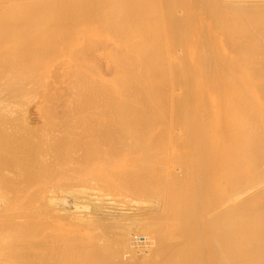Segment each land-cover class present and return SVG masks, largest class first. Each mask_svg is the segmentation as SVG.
I'll use <instances>...</instances> for the list:
<instances>
[{
	"label": "bare ground",
	"instance_id": "bare-ground-1",
	"mask_svg": "<svg viewBox=\"0 0 264 264\" xmlns=\"http://www.w3.org/2000/svg\"><path fill=\"white\" fill-rule=\"evenodd\" d=\"M30 1H31V4H34L35 7H38V9H36L38 11H35V8H34V11L38 15L40 14V17H38V16L36 17V18H38L37 21H39L40 23H41V21L43 22V19L45 20V22H43V23H46V22H47V24L51 23L50 21L52 20V18L55 14H56V17L58 15V18H60V19H56V18L55 19L59 20V22H60V20H62V22L64 21V24H66V23L68 24L69 22H66V20H70V22L72 23L71 25L73 26V29L75 30L73 33V40L75 41V43H74V41H72V39L69 40L67 38L69 41H72V42H70L71 43L70 44V43H67L68 40L67 41L65 40V42L67 44L66 50H68V49L70 50L71 45L73 44V46H75V47L73 48V46H72L73 49L72 48L71 49L74 50L75 52H77V50L79 49L77 45L81 44L80 45L81 47L80 46L79 47H80V49H82V52H83L82 55L84 56V54H85L84 51H86V53H88V51H90V47H89L90 45L88 46V45H86V43H84L85 42V38H84L85 36L84 35H86V41H88L87 43L90 44L91 42H97V46H99L98 45L99 42L107 43V42L111 41L110 43H111L112 47L108 48V46H107L108 44L105 46L108 48L109 51L107 50V48L105 49V47H104V50L108 51V56L106 55L108 57L107 58L108 61L107 60L106 61L110 63L112 68H114V71H111L113 73V76L111 75L110 72H109L110 75H108V72L106 73L107 77L112 76L111 81L109 80L110 78L109 79L107 77L106 78L111 83L113 81H115L114 82L115 84H116V81H118L117 84L119 83V81L122 82L123 85L125 83V84H127V87H123V86L121 87L120 85L122 83L121 84L119 83L120 85H118V86H117V84H116V86H115V84H113V85H111L112 87H110V89H109V93L105 92L108 95L107 98L105 97L106 95L102 96L103 98H101V100L105 98L102 106L104 105L105 107L103 106V108H101V106H100L101 109L99 108V110L106 108L107 112H105V110H102V111L108 114V118L103 119V118H105V117H103V115L105 113H103V115H99L97 117V114H98L97 112L99 110L95 112L94 109H92V108L89 109L91 106L88 108L89 110H91V113H89L90 111L89 112L86 111L87 112L86 114L89 113L90 117L92 116L91 115L92 111L94 113H96L94 115H96L95 117H97V119L100 118V116L103 117V118L101 117V119L95 120V121L92 119L93 121L92 122L90 121V125H93V122L100 121V120H101V123L103 122V125H104V123H106L105 126L107 125L106 128L108 130H110V133L108 134L109 131L104 126L103 129H105V131H103V129H102V131L104 132V134L107 135V136L105 135L106 136L105 141H106V138L108 136H110L112 132H115L117 130V128H116V130L114 128V126L117 127V125L112 124L114 121L115 122L118 121V120H116V118L118 117L117 115H120L121 113H122L121 115H123V113H124L125 115H123V116L126 117L127 112H129L133 109L135 111L136 107L138 109L140 108L139 110H141V112H139V113L145 114V113H147V111L150 112L152 110L150 105H152V107L154 105V107L156 108V111L158 113H163V115H164V113L167 112V115H168V119L164 118V121H163L164 124L163 123L160 124V128L166 124L165 126L166 127L168 126V129H167L168 131L164 127V130H166V131L164 132V131L159 129L160 130L159 132L162 131L165 134L168 132L166 137L168 138L167 142L169 143V145H171L173 143L174 146L175 145L178 146V148H177V146L175 148L179 149V147H181V149H182V150L176 149L177 151L181 152L182 154H179V152H177L178 154L172 153L173 155H175V157H177V156L179 157L180 155H182V159L178 158L180 160V161H178L176 158L177 161H175V160L172 161V159L170 158L171 156L169 158L166 157V156H168L166 153H164L166 150L163 151V153L160 152V151H162L161 149L164 150L165 147L167 146L166 145L167 144L166 138H164L165 139L164 143H161V144H165L166 146L164 145L161 148L158 145L159 146L158 150H160V151H158L159 157H156V158L160 159V157H161V159H162L165 157V158L169 159V161L171 159L170 162L175 161L176 164H178L177 167H174L177 169L176 170L171 169L172 171L171 170L168 171V169H166V167H165L167 165L166 164L163 167L165 170L164 171L163 168L161 167L163 165H161V166H159L160 164L157 165V161L154 162L155 159L153 158L152 163H155L156 165L153 168H151L152 166L151 167L149 166L151 169H149V168L147 169L148 171L153 173V174L149 173V174H151V177L149 176V179L151 181V179H153L152 177L154 175H155V178L158 179L160 177L161 173L159 172V174L156 175L155 172H157V169H155V168H156V166H158L159 168L161 167L162 168L161 171L165 172V174H166V176H165V174L163 173V176H162L163 179H164V177L166 179L169 176V178H168L169 180L166 179V181H163V182L161 181L162 184H160V182H159L160 181L159 179L161 177L158 180H156V182L158 181L159 184H158V182L157 183L153 182V180L151 182H147V184H146L145 182L147 181L148 171L146 169H144L143 166H141V167L143 168L145 173L142 171V168H140L139 165H138V167H136V165H135L134 167L137 168V170H135L132 174H129V173L132 172V170H134L135 168L131 169V170H129V169L133 166H131V167L129 166L130 167L129 169H127V167H126L127 171L123 170V167L121 168L119 166L120 169L117 172L114 170L115 167L113 170H110V169L107 170L108 167H104L105 169L102 168V171H103V169L106 170L105 171L106 174H109L111 171H115L113 178L115 179V177L117 176L116 180L118 179L117 181L119 182V184H121L123 186L122 187L121 185H119L118 186L119 189H121V188L125 189L132 182L130 187L134 186V185L136 186L137 190H134V191H136V194H139L137 196H139L140 198L143 197V199L146 196L145 200L141 201L142 200L141 199L137 202V203H139V212H140V210H147L149 213L147 215L146 214L147 211L145 212V215H147V218H145L146 219L145 221L142 219H139V218H130L127 215L128 208L127 209L123 208L122 207L123 205H121L122 203L121 204L118 203L119 202L118 199L119 198L121 199L122 197H119L118 199H117V197H116V199L114 198L116 201L118 200V202H117V204H115V203H113V204H115V206H117V207L121 206V208L120 207L114 208V209H118V210H114V209L110 210L109 208H111V206L106 207L107 210L109 209L108 212H110V213L104 212V213H106V215L107 214L109 215L107 217V219H110L113 221V223L116 222L118 224V225L117 224L114 225L118 228L115 231L116 233L112 232L113 238L110 235L111 237H109V239H111V240L113 239V242H114V238H116L115 241L117 243L115 242V244L116 245L118 244L117 247L119 249L117 247L116 248L119 250L120 254H123V255L125 254L124 256L122 255L124 257V258L122 257L123 261L118 259L119 260L118 264H264V0H30ZM30 1L27 0V2H29V3H30ZM19 2H17V4ZM27 2L25 3L26 5H27ZM0 4H2V3L0 2ZM3 4H4V6L9 5L8 3H7V5H5V3H3ZM14 4L15 3H13V6H14ZM25 4H24V6H25ZM34 5H31V6H34ZM4 6L0 5L1 8ZM22 6H23V3H22ZM28 6L30 7L29 4L27 5V8H28ZM11 7H12V5H11ZM20 7H21V5H20ZM22 8H24V7H22ZM9 9H10V7H9ZM12 9H13V7H12ZM19 9H21V8H19ZM19 9H18V11H19ZM25 9H22V10H25ZM30 9H31V7H30ZM4 10L8 11L7 8L6 9L4 8ZM26 10L28 11V9H26ZM7 11H6V13H7ZM11 11H13V10H11ZM11 11H8V13H10ZM16 12L17 11H15V13ZM13 13H14V11L12 12V14ZM30 13H29V15H30ZM37 14H34V16ZM41 14L44 15L45 18L43 17V19H42ZM16 15H17V13H16ZM16 15L15 16L13 15L14 17L13 16H9V17H12V19H10V23H11V20L13 22V20L15 19V21L13 22V25L17 29H16V31L14 30V32L18 31L17 32V34H18L19 31L21 30V29L20 30H18V29L22 28L26 22H23L22 26H19V24H21L22 20H25L27 18H25L24 15H22L20 17H24V18L19 22L18 21L19 19L16 17ZM2 17H4V16H2ZM26 17H29V16H26ZM36 18H34V19L36 20ZM39 18H41V21L39 20ZM83 18H90V19L93 18L94 20L96 19L95 20L96 24L94 23L95 22L94 20H93L94 22L93 21L92 22H93V24L96 25L97 28L99 26L98 24L101 23L100 28L95 29V27L93 25V28H94L93 29L91 26L92 24L90 25L91 28H88L89 25L86 26V28H85L84 27L85 24L82 23V25L84 24V26H82L80 23V26H82V28L80 29L78 20H79V22H81ZM31 19H32V17H31ZM90 19H89V21H90ZM27 20H29V19H27ZM8 21H9V19H8ZM37 21H33V22L35 23ZM83 21H85V23L87 22V20H85V19ZM28 22L30 23L32 21H28ZM28 22L26 24H28ZM97 22H99V23L97 24ZM14 23L17 24L19 27H16L17 25H15ZM53 23L56 26V23L55 22H53ZM60 23L57 26L58 28L60 27ZM87 23H86V25H87ZM0 24H2V22ZM61 24L63 25L62 26L63 29H66V27H64V24L63 23H61ZM28 25H26V27H25L27 30L23 27L25 29L24 31H28V28L30 27V25L29 26ZM8 26L10 27V25H8ZM34 26L36 27L35 24H34ZM40 26L42 29L43 25L40 24L39 28H40ZM47 26L48 25H45L44 27H47ZM44 27H43V29H44ZM48 27H49L48 32H50V33H45L46 35L43 33V35H45L43 37V35H41L42 30L39 29L40 31L38 30V33L33 37L37 38L36 36H38V34H39L42 36V38L44 39V41L46 43L49 42V44H50L53 41L56 42L55 45L52 46V48H50V49H53V47L56 46V48H58V49H54V50L58 51L60 49V45H61V47H63L65 45V44L64 45L62 44L63 40H64V38H63L64 35L62 36L63 32L61 31L60 28L59 29L57 28L58 29L56 31L57 33L54 35V33L52 34L51 29H55L56 27L53 28L52 25H51V27L50 26H48ZM69 27H71L70 24H69ZM83 27L85 29H83ZM1 28H3V27H1ZM31 28H32V26L29 28V31H31ZM10 29H12V27ZM10 29H8L9 30L8 32H11ZM36 29H37V27H36ZM67 29H69L68 26H67ZM45 30H48V29L45 28ZM24 31H22V33ZM63 31H65V30H63ZM69 31H71V30L69 29ZM69 31H68V33H69ZM14 32L6 34V35H8L7 36L8 39L6 38L7 41L5 40L6 42H4V44H2V46L0 44V46H1V48H0V143H1L0 145L1 146L0 147L2 148L3 146H5L4 148H6V149H4V150H6L7 153L2 149V152L4 151L3 153L6 154L5 155L2 153V155L7 156V154H8V157H9V158L7 157L9 159V164L5 168V173L3 172L1 174L3 176L0 177V179H1L0 180V264H53V261L59 260V256L56 258L54 256L57 255V251H60V250L55 251L56 252V254H55L53 252L54 250H52V248H50V247H47V245L49 244L48 246H50L51 239L55 235L54 234H52L53 236L49 235V236H51V239H45L47 236L45 237V235H44V237H45L44 239L41 238L39 240V238H38V240H37L36 238H34V234H33V231H34L33 227L34 226H32V223L34 222V221H32L34 219V217H33V215H34L33 211L34 210H32V208H33L32 207V201H33L32 197L36 196V195L35 196L33 195L34 191H31V185H32L31 184V180H32L31 176L35 175L34 173H32L33 166L35 165V163H34L35 161L34 162L32 161V156L34 155V153H32V152H35L32 150L35 148L34 145H32V143H33L32 138L34 140H36L34 137H32L33 136L32 135L33 130L35 129V127L33 125V123H34L33 117L35 115L31 114L33 109H31L32 106L28 103V101H27V103L29 105H26V107H24V109L26 108L25 113L23 112V114H21L22 112H20L21 108H23V106L25 105L23 101H25V99L29 96H31V98H29V99H32L29 102L35 101L34 102L35 103L34 104L35 110L40 108V110L42 111L41 106H42V104H45L46 101L43 103V100L41 98L44 97V99H45V95L43 96V94H42V97H41V95L35 91V87L37 89L38 86H40V85L43 86L47 81L45 80L46 82H44V84L43 83L40 84V82H42L44 80L43 79V73L40 71V73H38V75H40V76L36 77V74H37L36 72L38 69L37 68H36L37 70L34 69L36 72H34V70H33L34 67L38 66L37 65L38 61H35L36 62L35 65H37V66H34V65H33L34 67L31 66L32 64L27 59L28 54H30V53H29V51L28 52L26 51L27 47H25L24 49L22 48L23 44H22L21 39H23V38L20 35L15 34ZM32 32H37V30L36 31L32 30ZM65 33H67V31H65ZM80 33L83 34L82 39H81L82 35H80ZM6 35H5V37H6ZM21 35L23 36L24 33ZM25 35H27V34H25ZM51 36H55V37H53L52 40H50ZM68 36H70V34H68ZM27 37L31 38L30 35ZM39 37H38V40H39ZM46 38H47V40H45ZM224 40L226 41V43L224 42ZM23 41H25V39H23ZM29 41H31V40L29 39ZM25 42H27V41H25ZM41 43H43V42H41ZM46 43H44V44H46ZM27 44L29 45V42ZM27 44H26V46H28ZM68 44H69V46H68ZM82 44H83V46H82ZM42 45L41 46L39 45V46L42 47ZM95 45H96V43H95ZM95 45L91 44V47L95 46ZM103 45L101 46V44H100L101 47H103ZM84 46H85L86 50L84 49ZM87 46H88L89 50L87 49ZM33 47H34V44H33ZM49 47H51V46H49ZM101 47L99 48V50L101 49ZM30 48H31V46H30ZM30 48H28V49H30ZM37 48H38V46H37ZM93 48H95V47H93ZM110 48H112V49H110ZM45 49H47V48L45 47ZM50 49L45 51L46 53L48 51L47 55L50 53L49 52V51H51ZM96 49H95V51H96ZM102 49L100 51H102ZM42 50H43V48H42ZM63 50L65 51V49H63ZM36 51H37V49H36ZM59 51H58V53H59ZM45 52H42L41 54H43V53L45 54ZM61 52L62 53H60V54H62V56L64 53L66 54V52H64V53H63V51H61ZM92 52H89V54ZM73 53H69V55L71 56V54H73ZM33 54H31V56ZM51 54L53 55L55 53L51 52ZM51 54H49V55H51ZM89 54L87 55V57L85 54V57L92 59V58H90L92 56V54L90 55V57H88ZM79 55H81V52L79 53ZM82 55H81V57H82ZM35 56H37V55H35ZM85 57H83L82 59L85 60ZM93 57L95 58V56H93ZM39 58H40V55H39ZM75 58H76V54H75ZM31 59H32V57H31ZM37 59H38V57H37ZM77 59H78V57H77ZM33 60H35V59H33ZM76 60H75V64L78 63L77 65H79V66L82 65V64H80V62L82 60H80V62H76ZM64 61H65V59H64ZM67 61H68V58L66 59V62ZM61 62H62V60H61ZM86 62H88V59L86 60ZM58 63H59V61H58ZM63 63H65V62H62V64ZM68 64H66V65H68ZM71 64H72V61H71ZM84 66H87V65L84 64ZM69 67H71V66H69ZM90 67H91V65H90ZM106 67H109V66H106ZM74 68H76L75 65H74ZM79 68H78V70H79ZM62 69H64V68H62ZM67 69H68V67H66L65 70H67ZM68 70H70L68 72H71L72 78H70L71 76H70V74H68V72L66 74L69 75L68 76L69 79L73 80L72 82H74V84H73L74 86H77L75 84H78V83L81 84V82L85 79L83 72L82 71L80 72L81 68L79 70V73H77L78 70H75L77 72H74V73H73V71H71L72 69L69 68ZM90 71L94 72L92 70H90ZM54 73H55V71H54ZM63 73L65 74V72H63ZM86 74L87 73H85V75ZM50 75H51V73H50ZM88 76L89 75H87V77ZM104 76L105 75H99L98 77L101 78ZM68 77L67 76L64 77L65 79L67 78L66 82H68V80H69ZM93 78L97 79L96 75ZM47 79H49V78H47ZM63 79L61 81V82H63V84H62L63 87H61V90H59V91L61 93L64 92L65 95L64 94L63 95L67 97V96H69L68 94L74 90V86L72 84H70L69 82H68L69 84H67L66 82H64L65 79L64 80ZM86 79L89 80L88 78H86ZM92 79H90V80H92ZM94 79H93V81H96ZM50 81H52V79ZM93 81L91 84L94 83ZM97 82L99 84V78H98V81H96L94 84H96ZM147 82H153V85H154V83L158 84V85L160 84V86L163 89H159V88H161L160 86H159V88H158V86L156 88H158L159 91L163 90V92L160 91V93H159L158 89L157 90L154 89L158 92H156L155 96L152 95L153 97H150L152 91H150L149 89L152 90L153 87L151 88V86H150L151 84L147 85L148 84ZM37 83H39L40 85L33 87ZM106 83H108V81ZM83 84L86 85V80H85V82L83 81ZM91 84L89 82L88 86L90 87ZM102 84H104V83H102ZM164 84L167 85V87L165 86V88H164L162 86ZM45 85L43 86L44 88H46ZM100 85H98V86H100ZM106 85L110 86L109 83ZM106 85H105V87H106ZM131 85L132 86L133 85H139L140 86V87H138V88H140L139 90H141L140 95H142L144 99H139L140 98L139 97L140 92L138 94H136L138 90L135 91V89H134L135 87L133 86L134 88H132ZM46 86L48 87L49 85H46ZM101 86H103V85H101ZM146 86H148V87L150 86V88L148 89V87H146ZM30 87H33L32 88L33 92H32ZM51 87H48V88H51ZM53 87L56 88V86H53ZM77 87L79 88L78 91L80 89L84 90L83 87L82 88L79 87V84ZM54 88H53V93L57 92V90L54 92V90H55ZM85 89H87V88H85ZM94 89H96V88L91 87L90 90H92V92L93 91L95 92ZM125 89H126V91H125ZM132 89H134L133 91H135V93L132 92ZM44 90L47 91V88ZM101 90H102V88H101ZM106 90H107V88H106ZM42 91H43V89H42ZM75 91H77V90H75ZM100 91L98 90V92H95V93L93 92V93L94 94L97 93V95H100L101 93L98 94ZM30 92H32V93H30ZM66 93H68V94L66 95ZM72 93L73 92H71L70 94H72ZM83 93H84V95H83ZM83 93H82L83 97L80 96L81 94L77 95V96H80L82 98V100H84L83 98L86 95L85 92H83ZM105 93L103 91V95ZM132 93L135 94L136 99L138 97L139 102L135 98L130 97V96H132L131 95ZM57 94H59V93H57ZM76 94H77V92H76ZM154 94H155V91H154ZM50 95H52V94L50 93ZM60 95H59V97H60ZM95 96L96 95H94V97ZM89 97H87V99ZM154 97L157 99H155ZM49 98H46V99H49ZM85 98H86V96H85ZM151 98H154L155 100L154 101H153V99L150 100ZM53 99L54 98H52L51 100H53ZM69 99L67 98V101ZM76 99H77V97L75 98V100ZM91 99H92V97H91ZM98 99H99V97H97V100ZM59 100H56L55 102L49 101V104L51 102V104H54V105H51V104L50 105L55 106V104ZM70 100H69V102H70ZM78 100H81V99H78ZM62 101H63V98L60 102H62ZM88 101H89V99L87 100V102ZM98 101H99V104L101 105L102 102H100V100H98ZM98 101H97V103H98ZM80 102H82V101H80ZM87 102H86V104L88 105ZM152 102H154V103H152ZM73 103H75V105H76V102L73 101ZM90 103L94 104L95 101H94V103L93 102H90ZM97 103H95V104L97 105ZM22 104H24V105L22 106ZM56 105L57 106H55V107H58V104H56ZM61 105H62V103H61ZM67 105H69V103ZM94 105H92V106L94 107ZM51 106H49L50 109H51ZM62 106L65 107V105H62ZM82 106L84 107V104H82ZM98 106L94 107V108H96V110H97ZM66 107L70 108L71 106L70 107L66 106ZM76 107H77V105L74 107V109ZM50 109H48V110L50 111ZM59 109L60 108L58 107V110ZM74 109H72V110L74 111ZM81 109H84V108H81ZM45 110L46 109L44 107L43 111H45ZM61 111L62 110L60 109L59 113H61V115L59 113L58 114L60 117L64 118V113H65V115L68 114L65 112L67 110L65 109V111H64V109H63L64 113ZM156 111L154 110V112H156ZM54 112L56 113L57 111H53L52 116H53ZM81 112H82V110H81ZM55 113H54V115H56ZM62 113H63V115H62ZM75 113L78 114V112H75ZM84 113H85V111L83 113H79V114L80 115L82 114L81 116H83ZM150 113H153V112H150ZM158 113H155V114H157V116H159ZM24 114H25V116H23ZM100 114H102V113H100ZM130 114H131V112L128 115L131 116ZM133 114H135V113H133ZM32 115H33V117H32ZM50 115H51V113H50ZM94 115L92 118H95ZM140 115H142V114H140ZM46 116H47V113H46ZM115 116H116V118H115ZM145 116H147V114ZM69 117H70V115H69ZM90 117L88 120H90ZM65 118H67V116H65ZM65 118L62 119V121L65 120ZM86 118H88V116ZM136 118H137V116H136ZM155 118H156V116H155ZM39 119L37 118V121ZM50 119H52V118H50ZM59 119H58V121H59ZM119 119H121V118H119ZM129 119L130 118H128V120ZM42 120H40V121L43 124L44 122ZM72 120L75 124V121L76 120L78 121L79 119H76L75 121H74V119H72ZM72 120H70V121L72 122ZM80 120H81V118H80ZM126 120H127V118H126ZM138 120L142 121L140 118ZM82 121H83V119H82ZM85 121H84V125H85ZM55 122H54L55 126L63 125L61 122H59V123L57 122L58 124H56ZM79 122H81V121H79ZM121 122H124L126 124L127 121L122 120ZM128 122H127V124H128ZM146 122H149V121H146ZM155 122H157V121H155ZM159 122L160 121H158V124H159ZM67 123H69V122H67ZM76 123L78 124V122H76ZM98 123H100V122H98ZM50 124L48 123V125H50ZM131 124L132 123H130V125ZM138 124L140 125L141 123H138ZM154 124H156V123H154ZM44 125H46V124L44 123ZM48 125H47V127H48ZM65 125H67V124H65ZM112 125H113V127H112ZM119 125H120V120H119ZM128 125H127V127H128ZM135 125H137V124H135ZM40 126L42 127L41 124L39 125V127ZM74 126L71 125L70 128L67 127V129L70 130L72 127L76 130V128ZM80 126H82V124H80ZM151 126H153V125H151ZM63 127L61 126L60 128H63ZM78 127H79V125H78ZM85 127H86V125H85ZM94 127H95V125H94ZM96 127L99 128L100 126H96ZM130 127H132V126H130ZM82 128H84V127H82ZM82 128H80L79 131H77L78 130V128H77L76 133L79 132V135H82L80 133V131H81L84 134ZM112 128H114L115 131L112 130V132H111ZM121 128H123V127L120 126V130H118V131H120L122 133L123 131L121 130ZM133 128H134V125H133ZM144 128H145V126H144ZM154 128H152V129H154ZM158 128H159V126H158ZM38 129H41V128H38ZM52 129H53V126H52ZM55 129L57 130L58 128H55ZM74 129H71V130L75 131ZM87 129L88 128L84 129L85 132L87 131ZM137 129H138V127H137ZM137 129H135V130H137ZM139 129H140V127H139ZM161 129H163V127ZM93 130L96 131L95 129H93ZM99 130H100V128H99ZM131 130H133V129H130L129 132H131ZM147 130H149V129H147ZM61 131H63V130H61ZM64 131H67V130L64 129ZM91 131L92 130H90L89 133H91ZM156 131H158V130H156ZM156 131L154 133L158 134ZM176 131H177V134H176ZM58 132H59V130H58ZM58 132H57L58 136H61L60 134L63 133V132H61V133L59 132V134H58ZM120 132H117V133L120 134ZM139 132H140V130H139ZM162 132H161V135L162 134L164 135V133H162ZM36 133L38 134L37 128H36V130H34L33 134H36ZM50 133H53V132L51 131ZM54 133H56V132H54ZM95 133L92 132V135ZM144 133H146L145 135H147V136L149 135L148 140L152 138L151 137L152 135L150 136V134H149V133H151V131L147 133V131L143 130L142 134H144ZM154 133H152V134H154ZM65 134H66V136H68L67 133H65ZM97 134H98V132H97ZM88 135L89 134H85V136L82 135V137L83 136L86 137ZM96 135H94V136H96ZM112 135L114 137V133ZM120 135H122V134H120ZM123 135H125V134H123ZM123 135H122V138H123ZM163 135L161 137V142H163L162 139L165 136V135L164 136ZM51 136H52V134H51ZM63 136H65V135H63ZM71 136L73 137V140H74L75 136L73 133ZM115 136L117 137V135H115ZM131 136H135V135L132 134ZM137 136H138V134H137ZM88 137H90V135ZM113 137H111V139ZM125 137H124V139H125ZM140 137H142V136H140ZM55 138H58V137H56V135H55L54 141H55ZM60 138H62V136ZM98 138L100 140H98L96 138L92 139L91 137L88 139H90V140L96 139L94 142H96L98 140V141H101V143H104V144L106 143L105 141L104 142L102 141L103 137L100 138V135ZM130 138L131 137H129L128 140ZM132 138H134V137H132ZM132 138L130 139V141L132 140ZM50 139H52V137ZM50 139H48V140L51 141ZM71 139L69 140L70 142H71ZM79 139H82V138H79ZM83 139L80 142L81 145H84V143L82 144V142H84ZM124 139H123V141H124ZM137 139H139V138L137 137L135 139L136 141L134 140L136 143H137ZM143 139L145 141L147 138L146 139L143 138ZM143 139H141V140H143ZM156 139L152 141L153 144H154V142L156 143L158 141V140L156 141ZM58 140H59V138H58ZM119 140H120V138H119ZM128 140L127 141L125 140V142H129ZM76 141L78 142V140H76ZM107 141H109V140H107ZM116 141H117V139H116ZM116 141L114 140V142L116 144L114 142H111V144H110L109 143L110 141H109L108 143L110 144V147H112L113 143L117 146ZM134 141H133V144L135 145ZM139 141H138V143H139ZM144 141H142V142H144ZM150 141L151 140H149V142H148L149 145H151ZM63 142L65 144L66 139ZM63 142H62V144H63ZM142 142L140 143L142 146L147 143V141H145L144 144H142ZM52 143H54V142H52ZM80 143L78 142V144H80ZM90 143L92 144L93 142H90ZM118 143H119V141H118ZM55 144H57V142H55ZM58 144H59V141H58ZM73 144L74 143H72V145ZM109 144H107V145H109ZM96 145H98V144H96ZM96 145L94 144L95 147L94 146H93L94 148L92 147L93 150L95 148L98 149V147H96ZM101 145L99 143V147H101ZM127 145L130 147V145L128 143H127ZM149 145H148V147L151 149V147ZM155 145H157V144H155ZM55 146L57 149L59 147H60V149H62V147H63V146L61 147L60 144H59V146L58 145H55ZM68 146H70V145H68ZM75 146H80V145L75 144ZM86 146L87 145H84L85 148H86ZM105 146H106V144H105ZM120 146H122V145L120 144L119 147ZM50 147L53 148L54 146H50ZM72 147H74V146H72ZM88 147L91 150V147L90 146H88ZM102 147H104V146H102ZM106 147L108 148V146H106ZM117 147H115V146L113 147V149L111 150V154H113L112 152H114V150L115 151L119 150ZM122 147H124V146H122ZM132 147L135 148L134 146H132ZM132 147H131V149H132ZM148 147L146 149H148ZM152 147H154V146H152ZM65 148H63V149H65ZM116 148L118 150H116ZM124 148H122L123 151H125ZM140 148H141V146H140ZM78 149H79V147L75 148V150H78ZM80 149H81V146H80ZM126 149H127L126 152L129 151L128 147ZM36 150H37V148H36ZM46 150H48V149H46ZM72 150H70V151H72ZM75 150H74V153H76ZM82 150H84L83 147H82ZM82 150H79L77 152H81ZM90 150H89V152H90ZM93 150H91L92 154H95L96 150L94 152H93ZM101 150L104 152V151H106V148H105V150H104V148H101ZM108 150H107V153L110 152V150H109V152H108ZM122 150H121V152L118 153L119 155L123 156L124 153L127 154L126 152H123ZM136 150H135V152H133V154L134 153L136 154ZM140 150L141 149H139V151ZM148 150H147V152H149ZM152 150L154 152V149H151V151H150L151 153H153ZM54 151L57 152V150H54ZM63 151H65V150H63ZM85 151H86V149L83 152L84 154H81V153L80 154L77 153V154L80 155V157H81L82 155H85ZM132 151H134V150H132ZM155 151L157 152V150H155ZM147 152L146 153L143 152V155L144 154L147 155ZM166 152L168 153V149ZM0 153H1V150H0ZM41 153H40V156H42ZM45 153L47 154V152H45ZM62 153H64V152H62ZM67 153H68V151H67ZM74 153H72V154L74 155ZM107 153H105V156L108 155ZM174 153H176V152H174ZM35 154H37V153H35ZM46 154H45V156L44 155L43 156L46 157L47 156ZM56 154L57 155L53 154V155H55V157L52 156L53 161L56 160L55 159L56 156H59V152H57ZM72 154L70 153V156ZM77 154H75V155H77ZM92 154H90V155H92ZM129 154H131L130 151H129ZM155 154H157V153H155ZM161 154L164 157L160 156ZM48 155H51V154L48 153ZM146 155H144V156H146ZM173 155H172V158H173ZM93 156L95 157V155H93ZM103 156L104 155H101V159L105 157V156L104 157ZM109 156H107V157H109ZM116 156H117V154H116ZM122 156H121V158H122ZM129 156H131V155H129ZM132 156H133L132 160H137L140 158V157L137 158L138 157L137 155H136L137 157H135V158H134V155H132ZM139 156H142V155H139ZM33 157H35V155ZM38 157H37V159H38ZM65 157H67V156H65ZM75 157L76 156H74V158ZM88 157H89V155H88ZM112 157H113V155L111 156V159L114 160ZM127 157H123V158H127ZM152 157H155V155ZM69 158H71V157H69ZM74 158H71L73 162L70 160V163L72 162L73 164H75V161L73 160ZM91 158H93V157H91ZM97 158H95V160ZM99 158H100V155H99ZM114 158H115L114 161H116L117 157H114ZM165 158L163 160L168 162V160H166ZM49 159H50V157H49ZM52 159H51V162H52L51 166L55 169V166L58 167V163H59V167H58V169L57 168L56 169L57 170L61 169V171L63 170L62 169L63 166L61 167L60 164H62L64 161V163L62 165H64V167H66V165L69 163V161H67V160L66 161L68 163L66 162V164H65V160L61 161V163H60V161L56 160L58 163H56V162L53 163ZM61 159H63V158H61ZM66 159H68V158H66ZM87 159L88 158H85L86 161H87ZM98 159L96 162L99 161L98 164L99 163L103 164L104 160H100V159L98 160ZM105 159L107 161L108 158L105 157ZM111 159L110 158L108 159L109 163L111 162L110 161ZM130 159L128 158V160H130ZM151 159H149L148 162H150ZM58 160H60V159L58 158ZM78 160L79 161L82 160V164H83V162H84L83 158H79L76 161H78ZM132 160H131V162H132ZM139 160L135 161L134 164H136V162H138ZM1 161L5 162V160H3V159H1ZM1 161H0V164H1L0 169L3 168V166H4L3 165L4 163L3 162L1 163ZM79 161L76 163L80 164L81 161H80V163H79ZM106 161H104V164H103L105 166H107V164H105ZM114 161H112V162H114ZM92 162H91L92 164H90L91 166L95 163L94 161H92ZM112 162H111V164H112ZM124 162H125V159H124ZM126 162H128L127 159H126ZM141 162H144L143 159H142V161H140V164H142V165L147 164L148 165V163H146V162L144 164ZM162 162H160V163L161 164L166 163V162L165 163H162ZM5 163L7 164L8 160ZM43 163H45V162H43ZM55 163L57 165L54 166L53 164H55ZM70 163L68 164L67 167H69ZM72 163H71L69 169L73 166ZM152 163H150V164H152ZM6 164H5V166H6ZM77 164H76V166H77ZM124 164H123V166H124ZM138 164H139V162H138ZM47 165L49 166L50 164H48V162H47V164L45 165V168H48ZM96 165L97 164H95V166L93 165V168L94 167L96 168ZM110 165H109V167H110ZM127 165H128V163L126 164V166ZM76 166H75V168H78ZM81 166H79V167H81ZM89 166L88 167L86 166V167L89 168ZM117 167L118 166H116V168ZM75 168L74 169L71 168L70 171H74V173H78L79 175L84 174L82 172H84L85 170H81L79 173L80 168L78 171L76 170V172H75ZM82 168H84V166H82ZM91 168H89V170L87 169L88 172L90 171ZM64 169H66V168H64ZM1 171H4V170L2 169ZM42 171H45V170L43 169ZM56 171H54V172L56 173ZM59 171H57V173H56L57 175L59 173H61ZM107 171H110V172L107 173ZM128 171H130V172H128ZM65 172L67 173V171H65ZM126 172H127V174H126ZM45 173L47 174L46 171H45ZM50 173H51V171H50ZM50 173L48 172L47 175H49ZM63 173L64 172H62L61 174L63 175ZM66 173H64V175H66ZM68 173H70V172H68ZM111 173H110V175L113 176V172H111ZM86 174H87V176H86ZM86 174H84V175L88 178V173H86ZM99 174H101V173H99ZM104 174L105 173L101 174L102 175L101 177H100V175H98V176L102 180L104 177V180L107 182V184H109L112 180L111 181L109 180L110 182L108 183V180H106L107 177H105L106 174L105 175ZM67 175H70V174H67ZM44 176H46V175H44ZM70 176H69V178L74 176V174H72L71 177ZM91 176L93 177V179H91V177H90L89 180L90 179L95 180V178H96L95 173H93ZM112 176H110V177L112 178ZM144 176L146 178H143ZM72 178H74V177H72ZM33 179H34V177H33ZM142 179H146V180L143 181ZM77 180H74L75 182H73V180L69 181V182L70 183L72 182L71 184L75 185V183H77L76 182ZM80 180L81 179L78 180L79 183L82 182V180L81 181ZM130 180H131V182H130ZM87 181H88V179H87ZM96 181H97V179H96ZM105 181L103 183H105ZM142 181H143V183H142ZM56 183H58V182L56 181ZM60 183H62V182H60ZM98 183H100V182H98ZM98 183H96V184H98ZM114 183H115V180H114ZM65 184H67L68 186L70 185L67 182ZM88 184H90V183H88ZM107 184H105V185H107ZM110 184H111L110 186L114 190L117 189V187L115 185H113L112 183H110ZM102 185L103 184H101L100 186H102ZM60 186H61L60 187L61 189H59V190H62L63 189L62 185L60 184ZM68 186H67V189H68ZM88 187H89V185H88ZM111 187H109V188L111 189ZM130 187H128L129 188L128 190H131ZM134 187H132V189ZM57 188H59V187L57 186ZM97 188H99V184H98ZM103 188H104V186H103ZM103 188H102V190H103ZM39 189L41 190L42 188H39ZM63 190H65V189H63ZM76 190H75V192H78V190H80L79 192H83V191H81L82 189H79V188ZM105 190L106 189H104L102 193H105L104 192ZM35 191H37V190L35 189ZM50 191L51 190H49V193H50ZM65 191H66V193L71 192V190L70 191L65 190ZM95 191H96V188H95ZM97 191H99V190H97ZM119 191H121V190H119ZM52 192L53 191H51V194H52ZM59 192H58V194H59ZM72 192L74 193V191H72ZM84 192H85V190H84ZM109 192H107V193H109ZM112 192H113V190H112ZM116 192H117V190H116ZM44 194H46V193H44ZM114 194H116V193H114ZM31 195H32V197H31ZM37 195H39V194H37ZM79 195L81 196V193L78 194V196ZM133 195L136 196L135 193ZM143 195H145V196H143ZM59 196H60V194H59ZM37 197L38 196H36V198ZM58 197L56 200L59 199ZM90 197H88L87 199L90 200ZM99 197H101V199H102V196H99ZM105 197L107 198V196H104L103 199ZM49 198H51V197H49ZM81 198L84 199L85 196H81ZM33 199H35V198H33ZM45 199L46 198L44 197V199H42V200L45 201ZM61 199H62V197H61ZM76 199H78V198H76ZM93 199H91V200H93ZM50 200L52 201V202L50 201V203L56 207L58 204L57 201L54 198H51ZM81 200H79V201H81ZM122 200H124V199H122ZM134 200H136V199H134ZM43 201L41 203H43ZM79 201L73 200L70 202L71 207H72L71 209L74 210L77 217L83 216L85 210H87V212H88L89 208L91 210L92 207L94 209L96 207V205L94 206L95 203L92 204V202H82V201L79 202ZM100 201H103V200H100ZM104 201H105V199H104ZM124 201H121V202L124 203ZM129 201H130V198H129ZM101 204H103V203L101 202ZM104 204H105V202H104ZM44 205L46 206V204H44ZM41 206L36 207V205H35L36 209H38ZM53 206H51V207H53ZM97 206L99 207L100 205L98 204ZM127 206H129V205H127ZM51 207H50V209H51ZM104 207L105 206H103V208ZM47 209H48V207H47ZM59 210H60V208H59ZM72 210H71V212H72ZM42 211H45V210H42ZM149 211L154 216L156 215V217H153L152 214L150 217H148L150 215ZM48 212H45V213H48ZM62 212H64V210H62ZM153 212L154 213L156 212V213L154 214ZM69 213H70V210H69ZM91 213H94V212H91ZM38 214H40V213L38 212ZM99 214H101V213H99ZM106 215H104V216L106 217ZM72 217L75 218V215ZM77 217L75 218L76 220L79 219V217L78 218ZM65 219H66V217H65ZM91 219H93V218H91ZM104 220H106V219H104ZM45 221H47V220L45 219ZM87 221H89L88 218H87ZM102 221H103V219H102ZM66 222H64V223H66ZM77 222H78V220H77ZM38 223L35 220L34 224H38ZM102 223H104V222H101V224ZM113 223L108 222V224H113ZM46 224H44V225L47 226ZM78 225H79V223H78ZM97 225L98 224L96 223V226ZM99 225H100V223H99ZM37 226H39V225H37ZM80 226H81V224H80ZM108 226H110V225H108ZM97 227L99 228V226H97ZM88 228H89V226H88ZM39 229L42 230V228H39ZM103 229H105V228H103ZM53 230H54V228H53ZM36 231L37 230H35L34 232H36ZM71 231H69V233ZM102 231H104V230H102ZM59 232H58V234H60ZM63 232H61V233H63ZM105 232H106V236L108 237L109 233L107 231H105ZM102 233L105 234L104 232H102ZM44 234H46V232ZM55 234L57 235L56 232H55ZM65 234H63V235L65 236ZM93 234H96V233L94 232ZM93 234L91 233V236ZM114 234H116V236ZM97 235H100V234H97ZM35 236H36V233H35ZM76 236H78V234ZM76 236H74V238L78 239L82 236V234L81 235L79 234L80 237H76ZM102 236L103 235H101V237ZM83 237H81L80 240ZM92 237H95V235H93ZM47 238H49V237H47ZM56 238H53V239H56ZM74 238L72 237V239H70V240L72 241V240H74ZM77 239L75 242L73 241L75 245L73 243L71 244L74 246L72 248L73 250L75 248L77 252L78 251L80 252L81 247L83 245H85L86 243H88L87 244L88 247L87 246H85V247L83 246L84 248L82 247L81 252L83 253L82 254L83 257L80 258V256H82V255L81 254L78 255L79 253H76V251L74 254L71 253L73 251L70 247L71 245H69L71 251L70 252L68 250L67 251L69 253H71L73 255V257L68 259V264H69V260H71V259H72L71 261L74 262L72 264H103L101 262L102 259H101V261H99L100 259L98 260L96 258V255L97 256L99 255L98 254L99 251H97L98 252L97 254L95 253L96 255L93 254V252H92V251L95 252L97 247H99L97 244H96V246H94L95 240H94V242H90V246H91V243H94V245L92 244L93 247L91 246L92 248L95 249L94 250V249L89 247V242H86L85 244H82V246H81L82 241H80L79 239L77 240ZM96 239L99 240V237H97ZM61 240H63V239H61ZM65 240H67V237H65L64 241ZM70 240H68V241H70ZM57 241H59V240H57ZM77 241L80 242V244H79L80 246L78 245V243H76ZM84 241L82 243H84ZM86 241H87V239H86ZM104 241H107V239ZM60 242L62 243V241H60ZM109 242L108 243L103 242V243L108 245ZM52 243H54V242L52 241ZM63 243H65V242H63ZM67 244H69V243H67ZM112 244H114V243H112ZM51 246H52V244H51ZM55 246H56V244H55ZM55 246H54V248H55ZM59 247L60 246L58 244V248ZM76 247L80 248V250L79 249L77 250ZM88 248H90L92 253L88 252L89 251ZM50 249H51V252L53 253V256L51 255L52 257L49 256V253H48L50 251ZM64 249H69V248L67 247ZM61 250L63 252V249H61ZM97 250H99V249H97ZM100 251H101V249H100ZM121 251H122V253H121ZM51 252H50V254H52ZM68 252H66V253H68ZM84 252H86L85 253L86 255H84ZM109 252L111 253V251H109ZM112 252H114V251L112 250ZM102 253L103 252L101 251L99 256H101ZM58 254L60 255V252ZM107 254H109L108 251H107ZM107 254H106V256L104 255L101 258L107 257ZM63 255L64 254L62 253V256ZM67 255L68 254H66V256ZM111 255L114 256L113 254H111ZM66 256H65V258H67L69 255L67 257ZM112 256L110 258H112ZM114 257L118 258L119 256H117V257L114 256ZM54 258L58 259V260H54ZM110 258L108 260H110ZM113 258H112V261H113ZM103 261H104V259H103ZM65 262H67V261L64 260V263ZM105 262H104V264H105ZM113 262H115V261H113ZM64 263H61V264H64ZM59 264H60V261H59ZM116 264H117V262H116Z\"/></svg>",
	"mask_w": 264,
	"mask_h": 264
},
{
	"label": "rangeland",
	"instance_id": "rangeland-1",
	"mask_svg": "<svg viewBox=\"0 0 264 264\" xmlns=\"http://www.w3.org/2000/svg\"><path fill=\"white\" fill-rule=\"evenodd\" d=\"M3 1H4V2H3ZM19 1H20V2H19ZM29 1H30V0H29ZM0 2H1L2 4L5 3V5H7V3L9 4V5H7V6H4V4H3V5L0 4L1 6H4V7H2V8L0 7V11H1V12H0V23L2 22V24H0V42H1L0 44H1V46H2V44H4V42H6L7 39H8V38H7L8 35H6V34L11 33V32H14V30L16 31V29H17V28H15V26L13 25V22L15 21V19L13 18V19H14L13 22H12V20H11V23H12V24H11V23H10V19H12V17H9V16H13V15L15 16L16 13H17L16 17L19 19V20L17 19L19 22H20L24 17L27 18V19H29V20H27V19L22 20V21H21V24H19V26H22V25H23V24H22L23 22H26V23H27L28 21H32V22H30V23L28 22V24L30 25V27L32 26L31 31H29V28H30V27L28 28V31H24V30L26 29V28H25L26 25H28V24L25 23V25L23 26L25 29H24L23 27H22V28H19L18 30L21 29V30L19 31V33L17 34L18 31H17V32H14V33L17 34V35H20L23 39H25V41H27V42H25V41H23V39H21V40H22V44H23V45H22V44H21V45H22V48H23V49H24L25 47H27V48H26V49H27L26 51H27V52L29 51V53H30V54H28V57H29V58L27 57V59H28V61H30V63L32 64L31 66H33V65H34V66H37V65H38L37 67H34V66H33V67H34L33 70L36 69V68L38 69V70L36 69L37 72L34 70V72L37 73V74H36V77H39V76H40V75H38V73H40V71L43 73V79H44V80H43L42 82H40V84H41V83L44 84V82L47 81L45 84H46V85H49L48 87H51V86H52L51 88H48V87L44 84L45 87L47 88V91L44 90V89H46V88L43 87L44 85L42 86V85H40L39 83H37L36 85L33 86V87H35V86L40 85V86L37 87V89H36V87H35V91L38 92V93L41 95V97H42V94H43V96L45 95V99H44V97L41 98V99L43 100V103L46 101L45 104H46V103H47V104H46V105H45V104H42V106H41V107H42V111L40 110V108H38V109L35 110V108H34V107H35V105H34V104H35V103H34L35 101H34V102H33V101L29 102L30 100H32V99H29V98H31V96L27 97L28 99L26 98L25 101H23L25 105L22 104V106H23V105H24V106H23V108H21V110H20V112H22L21 114H23V112L25 113V109H26V108L24 109V107H26V105H29V104H30V105L32 106L31 109H33V110H32V113H31V114L35 115L34 117H33V115H32V117H33V119H34V123H33V125H34V127H35L34 130H36V128H37V132H38V134H37V133H36V134H33V133H34V130H33V133H32V135H33L32 137H34L36 140H34V139L32 138V141H33L32 145H34V147H35L34 149H32L33 151H35V152H32V153H34V155H35V157H33L34 155L32 156V161H33V162L35 161V162H34L35 165L33 166V171H32V173H34L35 175H32V176H31V177H32V180H31V184H32V185H31V191H34V193L32 192L33 195H34V196L36 195V196H38V197H37V198H36V196H35V197H32V195H31V197H32V200H33V201H32V207H33L32 210L35 211V212L33 211V214H34L33 217H34V219H33L32 221L35 222V220H36L37 223H38L39 221H40L41 223H40V222H39L40 224H39V223H38V224H34V222L32 223V226H34V227H33V230H34V231L37 230L36 232L33 231L34 238H36L37 240H38V238H39V240H40L41 238L44 239V238L47 236V237H49V238L46 237L45 239H51V236H49V235H52V234L55 235V236L52 235L53 238H56V237H57L56 239H53V238H52L53 240L51 239L50 246H48L49 244L47 245V247H50V248H52V250H54L53 252H54L55 254H56L55 251L60 250V251H57V255L54 256L55 258L59 256V260L54 258V260H58V261H53V264H59V261H60V264H61V263H64V260L67 261V262H65V263L68 264V259H70V258L73 257V255H72L71 253L74 254L75 251H76L75 248H74V250L72 249L74 246L71 245V244H72V243L74 244V242L76 241L77 238L75 239L74 236H76L77 234H78V236H76V237H80L79 234H80V235L82 234L81 237H83V236L85 237V238L83 237L81 240H80L81 237L78 238V239H79L80 241H82V242L85 240L84 243L81 242V246H82V244H85L86 242H89V247H90V248L93 247L92 244L94 245V243H95L94 246H96V244L99 246V247H97V249H99V250L96 249L95 252H94V251H92V252H93V254H95V253L97 254V253H98L97 251H99V253H98L99 255H100L101 251L103 252L101 256H99V255L97 256V255L95 254V255H96V258H97L98 260L100 259L99 261H101V259H102L101 262H102L103 264H104L105 261H106L105 264H106V263H107V264H113V263L116 264V262H117V264H118V263H119V262H118L119 260L123 261V260H122V257H123L125 254H124V255H123V254H120V252H119V250H118L119 248L117 247L118 244H117V245L115 244V242H116V241H115L116 238H114V242H113V239H112V240L109 239V237H111V236H112V238H113V233H114V232L117 230V228H118V227H116V226H114V225L117 224V223H116V222L113 223L112 220L107 219V217H108L109 215H108V214L106 215V213H104V212H108L109 209L112 210V209H114V208H118V207L121 208V206H118V207L115 206V204H117V202H118V200H119L118 203H120V204L122 203L121 205H123V206H122L123 208H126V209L128 208V211H127L126 209H125V210L127 211V215H128L130 218H139V219H142V220L145 221V220H146L145 218H147V215H148L149 213H148L147 210H140V212H139V203H137V202H138L139 200H141V199H142L141 201L145 200L146 196L143 195V196H145L144 199H143V197L140 198L139 196H137V195H139V194H136V191H134V190H137L136 186L133 184L135 187H134V186H131V187H130V185H131V183H132L131 180H130L131 183H130L129 186H128V187L131 188V190H128V189H129L128 187L125 188L127 191H126L125 189H123V188L119 189L118 186L121 185V184H119V182L117 181L118 179L116 180L117 176L115 177V179L113 178V177H114V173H115V171L117 172V171L120 169L119 166H120L121 168L123 167V170H126V167H127V169H129L131 166H133V167H131L129 170L134 169V168H135V167H134L135 165H136V167H138V165H139L140 168H142L141 166H143V168L146 169V170H147L148 168L151 169V168L155 167V165H156L155 163H152V162H153V158L155 159L154 162L157 161V165H159V164H160L159 166L163 165V166H161L162 168L167 164L165 167H166V169H168V171L171 170V169H175V170L177 169V168H174V167H177V166H178V164H176L175 161H177V160L180 161L178 158L182 159V155H180L179 157L176 155L177 157H175V155H173V154H178L177 152H179V151H177V150L181 149V147H179V149H177V148H178L177 145L174 146L173 143H172L171 145H169V143L167 142L168 138H167L166 136H167V133H168V132H167L166 134L164 133V132L168 129V126H167V127L165 126L166 124L163 125V126L161 125V126L163 127V129H161L162 127L160 128V124L163 123L164 118H167V119H168L167 112L164 113V115H163V113H158V112L156 111V108L154 107V105H153V107H152V105H150L151 108H152V110H151L150 112H153V113H150V112H148V111H147V113H145V114H144V113H139V112H141V110H139L140 108L138 109L137 107H136V110H135V111H134V109H133V110L127 112L126 117L123 116V115H125L124 113H123V115H121V114H122V113H121L120 115H117V116H118L117 118H116V116H115L116 120H118V121H117V122L114 121L115 123H114V122L112 123L113 125H115V124L117 125V127L114 126L115 130H116V128H117V130L115 131L114 128H112V129H111V132H112V130L115 131V132H112L111 135L107 137L108 139L106 138V141H105V137H106L107 135L104 134L103 131H105V129H103V127L105 126L106 123H104V125H103V122L101 123V120H100V121L93 122V125H90V121L92 122L93 120L95 121V120H99V119H101L102 116H100V118H98V119H97V117H98L99 115H103V113L107 112V111H106V108H105V109H102V110H105V112H103L102 110H99L100 106H101V108H103V106H104V105L102 106V104H103L105 98L102 99L103 101L101 100V98H103L102 96H105V95H106L105 97L107 98L108 95H107L105 92L109 93V89H110V87H112L111 85L115 84V83H114L115 81H113L112 83L110 82V81H111V78H112V76H113V73H112L111 71H114V68H112V66L110 65V63L107 62V61H108V60H107V58H108L107 56H108V51H109L108 48H109V47H112V46H111V43H110L111 41H109V42H107V43H103V42H99V41H98V42L101 44V46L104 44L103 47H101L100 44L98 43V45L101 47V49L103 48L102 51H100L101 49L99 50L100 47L97 46V42H91L90 44L87 43L88 41H86V35H84V36H85V37H84V38H85V42H84V43H86V45H88V46L90 45V46H89V47H90V51H88L89 48H88V46H87V49H88L87 51H88V53H86V51H84V52H85L86 57H87V55L89 54V52H92V51H93L92 53L89 54L88 57H90V55L92 54V56H91L90 58H92L94 61H93L92 59L86 58V57H85V54H84V56L82 55L83 52H82V49H80V47H81V46H80L81 44H80V45H77V46H78V48H79L78 50L81 52V55H82V57H81V55H79L80 52H79L78 50H77L78 53L75 52L74 50H72V49L75 47V46H73V44L71 45V48H72V46H73L72 49L70 48V50H69V49L66 50V48H67V44H66L65 40L67 41L68 39H69V40L72 39V41H74V40H73V33H74L75 30L73 29V26L71 25L72 23L70 22V20H66V22H69L68 24H67L66 22H65L66 24H64V21L62 22V20H60V22L64 24V27H66V29H67V26H68V28H69L71 31H69V29H67V30H66V29H63V27H62L63 25L59 22V20H56V19H60V18H58V15H57V17H56V14H55V15L53 16V18H52V20H53V19H54V20H53V21L51 20V21H50L51 23L48 22L49 24H47V22H46V23H43V22H45V20L43 19L44 15H42V14H41V17H42V19H43V22L41 21V18H39V20L41 21V23H40L39 21H37L38 18H36V17H37V16L40 17V14L38 15V14L35 12V11H38V10H36V9H38V7H35L34 4H31V1H30V3H29V2H27V0H0ZM17 2H19V3H18L19 5L17 4ZM21 2L23 3V6H22V3H21ZM26 2H27V5H28V4L30 5L31 9H30L29 6H28V8H27V5L25 4ZM13 3H15L14 6H13ZM32 3H33V2H32ZM24 4H25V6H24ZM11 5H12L13 9H12ZM20 5H21V7H20ZM31 5H34V6H31ZM9 7H10V9H9ZM22 7H24V8H22ZM4 8H5V9L7 8L8 11L13 10L14 13L12 14L13 11H11V12H10V13L12 14V15H11L10 13H8L7 10H4ZM19 8H21V9H19ZM25 8L28 9V11H27ZM32 8H33V9H32ZM34 8H35V11H34ZM16 9H17V10H16ZM18 9H19V11H18ZM22 9H25V10H22ZM21 10H22V11H21ZM30 10H31V11H30ZM32 10H33L34 12H33ZM2 11H3V12H2ZM6 11H7V13H6ZM15 11H17V12L15 13ZM29 11H30L31 13H30ZM18 12H19V13H18ZM26 12H27V13H26ZM32 12H33V13H32ZM29 13H30V15H29ZM19 14H20V15H19ZM34 14H37V15L34 16ZM1 15L4 16V17H2ZM18 15H19V16H18ZM22 15H24V17H20V16H22ZM14 16H13V17H14ZM26 16H29L30 18H29V17H26ZM6 17H7V18H6ZM19 17H20V18H19ZM31 17H32V19H31ZM4 18H5L6 20H5ZM34 18H36V20H35ZM44 18H45V17H44ZM55 18H56V19H55ZM8 19H9V21H8ZM84 19L87 20V22H88V23L86 22L87 25H86L85 21H83ZM89 19H90V18H83L82 21L80 20L81 22H79V20H78L79 28L81 29L82 26H84V24H85V26H84L85 28H86V26H88V25H89L88 28H91V26H92V28H93V25H94L95 29L100 28V26H101L100 24H101V23L98 24L99 22H97V24L99 25V26L97 25V26H98V28H97L96 25H95V24H96V21H95L96 19L94 20V19L92 18V19H90V21H89ZM72 20H73V19H72ZM72 20H71V21H72ZM93 20H94L95 22H94ZM7 21H8V22H7ZM18 21H17V22H18ZM33 21H37L39 24H38L37 22L34 23ZM56 21H57V22H56ZM92 21H93L95 24H93ZM19 22H18V23H19ZM53 22L56 23V26H55V24H54ZM72 22H73V21H72ZM224 22H225V21H224ZM9 23H10V24H9ZM32 23H33V24H32ZM42 23H43V24H42ZM52 23H53V24H52ZM59 23H60V27H59V28H60L61 31L63 32L62 36L64 35V37H63L64 40H63V43H62V44H63V45L65 44L66 46H65V45L63 46V45H62L63 47H61V45H60V49H61V50L59 49L60 51L58 50V51H59V53H58L57 50H56V51L54 50V49H58V48H56V46L53 47V49H50V48H52V46L55 45L56 42L53 41L52 43H50V44H51V45H50L49 42L46 43V42L44 41V39L42 38L41 35H43V33H44V34H45V33H50V32H48V31H49V27H48V26L51 27V25H52L53 28L56 27L55 29H51L52 34L54 33V35H55V34L57 33L56 31L59 29V28L57 27V26L59 25ZM80 23H81V25H82V23H84V24H83L82 26H80ZM225 23H226V22H225ZM225 23H224V24H225ZM14 24H15V23H14ZM34 24L36 25L37 29H36V27L34 26ZM37 24H38V25H37ZM40 24L43 25V26H42V29H41V26H40V28H39V25H40ZM69 24H70L71 27H69ZM91 24H92V25H91ZM8 25H10V27H9ZM12 25H13V26H12ZM15 25H17V24H15ZM29 25H28V26H29ZM45 25H48V26H47V27H44ZM65 25H66V26H65ZM90 25H91V26H90ZM19 26L17 25L16 27H19ZM1 27H3V28H1ZM7 27H8V28H7ZM11 27H12V29H10ZM34 27H35V28H34ZM43 27H44V29H43ZM61 27H62V28H61ZM84 27H83V29H85ZM14 28H15V29H14ZM45 28H47L48 30H45ZM57 28H58V29H57ZM71 28H72V29H71ZM88 28H87V29H88ZM101 28H102V27H101ZM8 29H10L11 32H8V31H9ZM22 29H23V30H22ZM35 29L37 30V32H32V30H33V31H36ZM39 29L42 30V31H41L42 34L39 32L41 35L38 34V36H36L37 38L33 37V36H35V35L38 33V30H39ZM93 29H94V28H93ZM105 29H106V28H105ZM26 30H27V29H26ZM40 30H39V31H40ZM54 30H55V31H54ZM63 30L67 31V33H65V31H63ZM22 31H24V32H23V33H24L23 36L21 35V34H23ZM44 31H45V32H44ZM68 31H69V33H68ZM20 32H21V33H20ZM29 32H30V33H29ZM71 32H72V33H71ZM28 33H29V34H28ZM82 33H83V32H82ZM25 34H27V35H25ZM68 34H70V36H68ZM1 35H2L3 37H2ZM5 35H6V37H5ZM29 35H30L31 38H32V37H33V38H32V39H31V38H28L27 36H29ZM45 35H46V34H45ZM45 35H43V37H44ZM47 35H48V34H47ZM71 35H72V36H71ZM80 35H82V37H81V39H82V38H83V34L80 33ZM25 36H26V37H25ZM39 36H40V37H39ZM56 36H57V35H56ZM67 36H68V37H67ZM38 37H39V40H38ZM53 37H55V36H51V39H50V40H52ZM2 38H3V39H2ZM6 38H7V39H6ZM67 38H68V39H67ZM29 39H30L31 41H29ZM36 39H37V40H36ZM81 39H80V40H81ZM5 40H6V41H5ZM45 40H47V38H46ZM69 40L67 41V43L72 42V41H69ZM40 41L43 42V43H41ZM2 42H3V43H2ZM28 42H29V45L27 44ZM31 42H32V43H31ZM36 42H37V43H36ZM224 42L226 43L225 40H224ZM35 43H36V44H35ZM44 43H46V44H44ZM74 43H75V41H74ZM95 43H96V45H95ZM26 44H27L28 46H26ZM30 44H31V45H30ZM33 44H34V47H35V48L33 47ZM42 44H43V45H42ZM47 44H48V45H47ZM70 44H71V43H70ZM91 44H93V45H95V46H92V47H91ZM107 44H108V45H107ZM227 44H228V43H227ZM39 45H40V46L42 45V47H40ZM74 45H75V44H74ZM84 45H85V44H84ZM106 45L108 46V48L105 47ZM109 45H110V46H109ZM1 46H0V48H1ZM23 46H24V47H23ZM30 46H31V48H30ZM37 46H38V48H37ZM49 46H51V47H49ZM68 46H69V44H68ZM79 46H80V47H79ZM82 46H83V44H82ZM45 47H46L47 49H45ZM93 47H95V48H93ZM104 47H105V49L107 48L108 51H107V50H104ZM28 48H30V49H28ZM42 48H43V50H42ZM48 48L51 50V51H49V52H50L49 54H51V52H52V53H55V54H53V55H52V54H51V55L48 54V55H47L48 51H47V53H46L45 51H46V50H49ZM62 48L65 49V51H64ZM68 48H69V47H68ZM82 48H83V47H82ZM92 48H93V49H92ZM96 48H97V49H96ZM36 49H37V51H36ZM38 49H39V50H38ZM84 49L86 50L85 46H84ZM84 49H83V50H84ZM95 49H96V51H95ZM110 49H112V48H110ZM32 50H33L34 52H33ZM53 50H54L55 52H54ZM97 50H98L99 52H98ZM30 51H31V52H30ZM61 51H63V53L66 52V54L64 53L63 56H62V54H60V53H62ZM69 51H70V52H69ZM71 51H72V52H71ZM94 51H95V52H94ZM105 51H106V52H105ZM42 52H45V54H44V53L41 54ZM67 52H68V53H67ZM73 52H74V53H73ZM96 52H97V53H96ZM33 53H34L35 55H37V56H35ZM39 53H40V54H39ZM69 53H73V54H71V56H72V55H73V56L71 57V56L69 55ZM101 53H102V54H101ZM106 53H107V54H106ZM31 54H33V55L31 56ZM58 54H59V55H58ZM75 54H76V58H75ZM100 54H101V55H100ZM39 55H40V58H39ZM43 55H44V56H43ZM57 55H58V56H57ZM67 55H68V56H67ZM97 55H98V56H97ZM106 55H107V56H106ZM45 56H46V57H45ZM65 56H66V57H65ZM69 56H70L71 58H70ZM93 56H95V58H94ZM31 57H32V59H31ZM33 57H34V58H33ZM37 57H38V59H37ZM63 57H64V58H63ZM77 57H78V59H77ZM80 57H81V58H80ZM83 57H85V60L82 59ZM96 57H97V58H96ZM52 58H53V59H52ZM67 58H68V61H67V62H68L69 64L66 62V59H67ZM69 58H70V59H69ZM79 58H80V59H79ZM33 59H35V60H33ZM64 59H65V61H64ZM76 59H77V60H76ZM87 59H88V62H86ZM61 60H62V62H65V63L62 64ZM75 60H76V62H80V60H82V61L80 62V64H82V65L79 66V65H77L78 63L75 64ZM95 60H96V61H95ZM106 60H107V61H106ZM35 61H38V62H37V65H35V64H36ZM58 61H59V63H58ZM71 61H72V64H71ZM39 62H40V63H39ZM84 62H85V63H84ZM55 63H56V64H55ZM108 63H109V64H108ZM53 64H54V65H53ZM66 64H68V65H66ZM84 64L87 65V66H84ZM89 64L91 65V67H90ZM94 64H95V65H94ZM107 64H108V65H107ZM74 65H75L76 68H74ZM93 65H94V66H93ZM31 66H30V67H31ZM39 66H40V67H39ZM69 66H71V67H69ZM78 66L81 68V70H80V68H79ZM88 66H89V67H88ZM106 66H109V67H106ZM38 67H39V68H38ZM53 67H54V68H53ZM66 67H68V69H69V68L72 69L71 71H73V73H74V72H77V71H75V70H78V68H79L80 72H81V71L83 72V74H84V76H85V79H84L83 81L85 82V80H86V85L83 84V81L81 82V84H80V83H78V84H79V87H80V88L83 87L84 90L80 89V90L78 91V89H79V88L77 87L78 84H75V85H77V86H74V85H73V84H74V82H72L73 80L69 79V77H68V76H69L68 74H70V76H71V72H68V71H70V70H68V69L65 70ZM52 68H53V69H52ZM62 68H64V69H62ZM90 68H91V69H90ZM109 68H110V69H109ZM84 69H85V70H84ZM61 70H62V71H61ZM79 70H78L77 73H79ZM88 70H89V71H88ZM90 70H92V71H94V72H91ZM51 71H52L53 73H52ZM54 71H55V73H54ZM49 72L51 73V75H50ZM61 72H62V73H61ZM63 72H65V74L68 72V74L65 75ZM84 72L87 73V74L85 75ZM107 72H108V75H110V74H109V72H110L112 76L107 77V75H106ZM98 73H99V74H98ZM75 74H76V73H75ZM61 75H62V76H61ZM87 75H89V76L87 77ZM95 75H96L97 79H96V78H95V79L93 78V77H95ZM99 75H105V76L100 78V77H98ZM50 76H51V77H50ZM55 76H56V77H55ZM59 76H60V77H59ZM65 76L68 77V79H69L68 82L74 86V90L72 89L73 91H71V92H73L72 94H70L71 92H70V93L68 92L69 94L66 93V95L68 94L70 97H69V96H67V97L64 96V95H65L64 92L61 93V92L59 91V90H61V87H63V85H62L63 82H61V81H62V79H63ZM58 77H59V78H58ZM62 77H63V78H62ZM89 77H90V78H89ZM106 77H107L108 79L110 78V79H109L110 81L107 80ZM47 78H49V79H47ZM70 78H72V76H71ZM86 78H88L89 80H87ZM92 78H93L94 80H96V81H98V78H99V84H98V82H97L96 84H94L96 81H93ZM102 78H103V79L105 78V79L103 80ZM51 79H52V81H50ZM64 79H65V78H64ZM64 79H63V80H64ZM90 79H92V80H90ZM45 80H46V81H45ZM48 80H49V81H48ZM101 80H102V81H101ZM55 81H56V82H55ZM66 81H67V78L64 80V82H66ZM88 81L90 82V84L92 83V81H93L94 83L91 84V86L89 87V86H88V85H89V82H88ZM107 81H108V83H109L110 86L106 85V84H108V83H106ZM51 82H52L53 84H52ZM68 82H66V83L69 84ZM117 82H118V81H116V84H117ZM48 83H49V84H48ZM66 83H65V84H66ZM102 83H104V84H102ZM119 83L121 84L122 82L119 81ZM119 83L117 84V86L120 85ZM147 83H148L147 85L151 84V85H150L151 88L153 87V89L151 90V89H149L150 86H149V87L146 86V87H148V89H149L150 91H152L150 97H153L152 95L155 96V95H156V92H158L159 89H163V88L160 86V84L158 85V84H155V83H154V85H153V82H147ZM51 84H52V85H51ZM54 84H55V85H54ZM100 84L103 85V86H101ZM116 84H115V86H116ZM50 85H51V86H50ZM72 85H71V86H72ZM83 85H84V86H83ZM93 85H94V86H93ZM98 85H100V86H98ZM105 85H106V87H105ZM152 85H153V86H152ZM53 86H56V88H54ZM64 86H65V85H64ZM86 86H87V87H86ZM96 86H97V87H96ZM120 86H121V87H122V86H123V87H127V84L124 83V85H123V83H122ZM120 86H119V87H120ZM133 86H134L135 88H134ZM133 86L131 85V87L134 88L135 91L138 90L136 94H138V93L140 92V93H139V97H140L139 99H144L143 96L140 95V94H141V90H139L140 88H138V87H140V86H139V85H133ZM157 86H158V88H159V86H160L161 88L158 89V88H156ZM162 86H163L164 88H165V86L167 87V85H165V84L162 85ZM33 87H30L31 90H32V92H33V89H32ZM75 87H76V88H75ZM91 87H92V88H96V89H94L95 92H98V90L100 91L101 88H102V90H101L102 92L100 91V92L98 93V94L101 93V94H100L101 96H100V95H97V93L94 94L95 92L93 91V92H94V93H93L92 90H90ZM98 87H99V88H98ZM53 88L55 89L54 92H55L56 90H57V92L53 93ZM85 88H87V89H85ZM88 88H89V89H88ZM106 88H107V90H106ZM42 89H43V91H42ZM103 89H104V90H103ZM134 89H132V92H133V93H135V91H133ZM154 89H156V90L158 89V91H156V90H154ZM49 90H50V91H49ZM75 90H77V91H75ZM81 90H82V91H81ZM85 90H86V91H85ZM96 90H97V91H96ZM153 90L155 91V94H154V91H153ZM48 91H49V92H48ZM74 91H75V92H74ZM103 91H104V93H105L104 95H103ZM125 91H126V89H125ZM160 91L163 92V90H160ZM160 91H159V93H160ZM32 92H30V93H32ZM44 92H45V93H44ZM76 92H77V94H76ZM79 92H80V93H79ZM83 92L86 93V95H85L86 98H85V96H84V98H83L84 100H82V98H81V97H83V95H84ZM87 92H88L89 94H88ZM90 92H91V93H90ZM50 93H51L52 95H50ZM57 93H59V94H57ZM82 93H83V95H82ZM133 93L131 94L132 96H130L131 98H135V94H133ZM53 94H54V95H53ZM56 94H57V95H56ZM60 94H61L63 97H62ZM63 94H64V95H63ZM78 94H81V95H80L81 97H80V96H77ZM47 95H48V96H47ZM55 95H56V96H55ZM59 95H60L61 98L59 97ZM73 95H74V96H73ZM92 95H93V96H92ZM94 95H96V96L94 97ZM133 95H134V96H133ZM71 96H72V97H71ZM89 96H90V97H89ZM137 96H138V95H137ZM49 97H50V98H49ZM56 97H57V98H56ZM64 97H65V98H64ZM76 97H77V99L75 100ZM78 97H79V98H78ZM87 97H89V98H88V99H89L88 102H87V100H88ZM91 97H92V99H91ZM97 97H99L98 100H100V102H102L101 105L99 104V101L97 100ZM46 98H49V99H46ZM52 98H54L55 100H54V99L51 100ZM62 98H63V101L60 102V101L62 100ZM67 98H68V99H69V98H70V99L72 98V99H71V100L69 99V100H70V102H69V100L67 101ZM154 98H155V97H154ZM154 98H151L150 100L153 99V101H154L155 99H157V98H155V99H154ZM59 99H60V100H59ZM78 99H81V100H78ZM135 99H136V98H135ZM139 99H138V97H137L136 100H138V102H139ZM56 100H59V101H57L56 104H58V107L62 110L61 112L64 113V111H65V109H66L67 111H65V112L68 113V114L70 115L71 118L69 117L68 114L65 115V113H64V118H65V116H67V118H65V120L62 121V119H64V118L59 116V114L61 115V113H59V112H60V109L58 110V107H55V106H57L56 104H55V106H51V105H54V104H51V102H52V101L55 102ZM64 100H65V101H64ZM27 101H28L29 104L27 103ZM49 101H51V102H50L51 105L49 104ZM71 101H72V102H71ZM73 101L76 102V105H77V107H76L75 109H74V107H75L76 105H75V103H73ZM77 101H78V102H77ZM80 101H82V102H80ZM85 101L88 103L89 106L86 104ZM94 101H95V103H97V101H98L97 105L94 103ZM67 102L69 103V105H67V104H68ZM90 102H93L96 106H95L94 104L90 103ZM26 103H27V104H26ZM61 103H62V105H65V107H66V106H69V107L71 106V107H70V108H68V107L65 108L64 106L61 105ZM89 103H90V104H89ZM152 103H154V102H152ZM32 104H33L34 106H33ZM59 104H60V105H59ZM70 104H71V105H70ZM73 104H74V105H73ZM82 104H84V107L82 106ZM72 105H73V106H72ZM85 105H86V106H85ZM92 105H94V107H97L98 105H99V106H98V108H97V110H96V108H94ZM22 106H21V107H22ZM46 106H47V107H46ZM49 106H51V109H52V108H53V109L51 110ZM79 106H80L81 108H84V109H81ZM90 106H91V107H90ZM44 107H45V109H46L45 111H43V110H44ZM54 107H55V108H54ZM89 107H90V108H89ZM104 107H105V106H104ZM56 108H57V109H56ZM78 108H79V109H78ZM85 108H86V109H85ZM88 108H89V109H91V108L94 109L95 112L99 110V111L97 112V113H98V114H97V117H95L96 115H94V114H96V113H94L93 111H92V114H91L92 116L90 117V114H89V113H91V110H89ZM101 108H100V109H101ZM153 108H154V109H153ZM22 109H23V110H22ZM48 109H50L51 112H50ZM63 109H64V111H63ZM68 109H69V110H68ZM72 109H74V111H73ZM34 110H35V111H34ZM77 110H78V111H77ZM79 110H80V111H79ZM81 110H82V112H81ZM137 110H138V111H137ZM154 110H155L156 112H154ZM38 111H39V112H38ZM40 111H41L42 113H41ZM47 111H48V112H47ZM53 111H57V112H56V113L54 112L56 115H54V113H53V116H52V112H53ZM69 111H70V112H69ZM84 111H85V113L83 114V116H84V117H83V116H81L82 114L80 115L79 113H83ZM86 111H88V112L90 111V112H89L88 114H86V113H87ZM100 111H101V112H100ZM73 112H74V113H75V112H78L79 115H78L77 113L74 114ZM130 112H131V114H130L131 116L128 115ZM34 113H35V114H34ZM36 113H37V114H36ZM40 113H41L42 115H41ZM46 113H47V116H46ZM50 113H51V115H50ZM58 113H59V114H58ZM63 113H62V115H63ZM72 113H73V114H72ZM100 113H102V114H100ZM133 113H135V114H133ZM149 113H150V114H149ZM155 113H158L160 117L157 116V114H155ZM39 114H40V115H39ZM44 114H45V115H44ZM57 114H58V115H57ZM136 114H137V115H136ZM140 114H142V115H140ZM146 114H147V116H145ZM71 115H72V116H71ZM73 115H74V116H73ZM75 115H76V116H75ZM93 115H94V117H95L96 119H95V118H92ZM104 115H105V116H104ZM104 115H103V117H105V118L102 117L103 119L108 118V114H107V113H105ZM106 115H107V116H106ZM133 115H134V116H133ZM135 115L137 116L138 119L140 118L142 121H139V120L136 118ZM165 115H166V116H165ZM23 116H25V114H24ZM39 116H40V117H39ZM41 116H42V117H41ZM58 116H59V117H58ZM79 116H80V117H79ZM87 116H88V118H86ZM140 116H141L142 118H141ZM155 116H156V118H155ZM78 117H79V118H78ZM89 117H90V120H88ZM122 117H123V118H122ZM124 117H125V118H124ZM132 117H133V118H132ZM37 118H38V119L40 118V119L37 121ZM47 118H48V119H47ZM50 118H52L53 120L50 119ZM59 118H60L61 120H60ZM69 118H70V119H69ZM75 118H76V119H79V120L77 121ZM80 118H81V120H80ZM119 118H121V119H119ZM126 118H127V120H126ZM128 118H130V119L128 120ZM134 118H135V119H134ZM146 118H147V119H146ZM42 119H43V120H42ZM45 119H46V120H45ZM58 119H59V121H58ZM66 119H67V120L69 119V120L67 121ZM72 119H74V121L76 120V121H75V124H74V122H73ZM82 119H83V121H82ZM86 119H87V120H86ZM92 119H93V120H92ZM109 119H110V118H109ZM143 119H144V120H143ZM155 119H156V120H155ZM35 120H36V121H35ZM40 120H42L46 125H44V123L42 124ZM56 120H57V121H56ZM70 120H72V122H71ZM85 120H86V121H85ZM119 120H120V125H119ZM122 120H123V121H127V122L129 121V122H128L129 125L127 124V122H126V124H125L124 122H121ZM135 120H136V121H135ZM150 120H151V121H150ZM47 121H48V122H47ZM55 121H56V122H55ZM65 121H66V122H65ZM79 121H81V122H79ZM84 121H85V125H86V127H85V125H84ZM87 121H88V122H87ZM134 121H135V122H134ZM146 121H149V122H146ZM155 121H157V122H155ZM158 121H160L159 124H158ZM46 122H47V123H46ZM54 122H55L56 124H58L59 122H61V123L63 124V125H61V126H62V127L64 126L63 128L66 129L68 132H67V131H64L63 128H60L61 126H55V125H54ZM57 122H58V123H57ZM67 122H69V123H67ZM76 122H78V124H77ZM98 122H100V123H98ZM48 123H49V124L51 123V124L48 125ZM52 123H53V124H52ZM61 123H60V124H61ZM70 123H71V124H70ZM88 123H89V124H88ZM123 123H124V124H123ZM130 123H132V124L130 125ZM138 123H141V124H140L141 126H140ZM142 123H143V124H142ZM154 123H156V124H154ZM36 124H37V125H36ZM38 124H39V125L41 124L42 127H41V126L39 127ZM60 124H59V125H60ZM65 124H67V125H65ZM69 124H70V125H69ZM80 124H82V126H80ZM100 124H101V125H100ZM135 124H137V125H135ZM146 124H147V125H146ZM150 124L153 125L155 128H154L153 126H151ZM163 124H164V123H163ZM35 125H36L37 127H36ZM47 125H48V127H47ZM71 125H72V126L75 125L74 127L76 128V130H77V128H78L77 131H79L80 128L84 127V128H82L84 134H83L81 131H80V133H81L82 135H84V136H85V134H89L90 137H91L92 139H93V138H96V139L100 140V139L98 138L99 135H100V138L103 137V140H102V141H103V142H104V141L106 142L105 144H106V146H108V148L105 146L104 143H101V141H98V140H97L96 142H94L96 139H94V140H90V139H88V138H90V137H88L89 135L86 136V137H84V136L82 137V135H79V132L76 133V130H75L74 128H72V127H71V129H74L75 131H72L71 129H70V130L67 129V127L70 128ZM78 125H79L80 128L78 127ZM94 125H95V127H94ZM113 125H112V127H113ZM127 125H128L129 128L127 127ZM133 125H134V128H133ZM138 125H139V126H138ZM148 125H149V126H148ZM52 126H53V129H52ZM76 126H77V127H76ZM87 126H88V127H87ZM96 126H100V127H99L100 130H99V128L96 127ZM120 126L123 127V128H121V130H122L124 133H123V132L121 133L120 131H118V130H120ZM130 126H132V127H130ZM136 126L138 127V129H137ZM144 126H145V128H144ZM158 126H159V128H158ZM106 127H107V125L105 126V128H106ZM124 127H125V128H124ZM126 127H127V128H126ZM139 127H140V129H139ZM151 127L154 128V129H152ZM164 127L166 128V130H164ZM38 128H41V129H38ZM42 128H43V129H42ZM44 128H45V129H44ZM46 128H47L48 130H47ZM55 128H58V129L56 130ZM85 128H88V129H89V130L87 129V131H86L87 133H86L85 130H84ZM90 128H91V129H90ZM150 128H151V129H150ZM54 129H55V130H54ZM60 129L63 130L64 132L61 131ZM93 129H95V130L98 132L99 135H98L97 132L94 131ZM102 129H103V131H102ZM106 129H107V128H106ZM109 129H110V128H109ZM130 129H133V130H131V132H129ZM135 129H137V130H135ZM141 129H142V130H141ZM147 129H149V130H147ZM159 129L162 130V131H164V132H162V131H161V132L164 133V135H165V136H164V135L162 134V135L164 136L163 139L166 138V143H167L166 145H167V146L169 145L168 147H167L165 144H161V143H164L165 139H164V140L162 139L163 142H161V137H162V135H161V132H159V131H160ZM40 130H41V131H40ZM49 130H50V131H49ZM58 130H59V132H60V131L63 132V133L60 132V133H61L60 135L62 136V138H60L61 136H58V135H57ZM90 130H92L91 133H89ZM107 130H108V129H107ZM126 130H127V131H126ZM139 130H140L141 133L139 132ZM143 130L147 131V133L151 131V133H149L150 136L152 135V136H151L152 138L150 137L151 139H149V140H151V141H150V142H151V143H150L151 145H149V143H148V142H149V140H148V138H149L148 136H149V135H148V136L145 135L146 133L142 134ZM156 130H158V131H156ZM51 131H52L53 133H50ZM100 131H101V132H100ZM108 131H109V132H108V134H109V133H110V130H108ZM136 131H137V132H136ZM155 131H156L158 134L154 133ZM167 131H168V130H167ZM35 132H36V131H35ZM40 132H41V133H40ZM54 132H56V133H54ZM59 132H58V134H59ZM92 132H93V133L96 132V133L92 135ZM99 132H100L101 134H100ZM117 132H120V134H122V135L125 134V135H123V138H122V135L118 134ZM127 132H128V133H127ZM49 133H50V134H49ZM65 133H67L68 136H69V135H70V136H69V137L66 136ZM70 133H71V134H70ZM72 133H73L74 136H75V137H74V138H75L74 140H73V137L71 136ZM113 133H114V137L117 139V141H116V139L113 137V135H112ZM152 133H154V134H152ZM43 134H44V135H43ZM51 134H52V136H51ZM62 134L65 135L66 137L63 136ZM96 134H97V135H96ZM132 134L135 135V136H131ZM137 134H138V136H137ZM140 134H141V135H140ZM155 134H156V135H155ZM176 134H177V131H176ZM53 135H54V136H53ZM55 135H56V137L59 138V140H58V138H55V141H54V137H55ZM94 135H96L97 137L94 136ZM101 135H102V136H101ZM103 135H104V136H103ZM105 135H106V136H105ZM115 135H117V137H116ZM118 135H119V136H118ZM127 135H128V136H127ZM159 135H160V136H159ZM168 135H169V134H168ZM77 136H78L79 138H82V139L84 138V139H83L84 142H82V144L84 143V145H87L86 148L84 147V145H81L80 142L82 141V139H79ZM92 136H93V137H92ZM120 136H121V137H120ZM125 136H126V137H125ZM140 136H142V137H140ZM145 136H146V137H145ZM48 137H49V138H48ZM51 137H52V139H50ZM87 137H88V138H87ZM111 137H113V138L111 139ZM124 137H125V139H124ZM127 137H128V138H129V137H131V138L134 137V138H132L133 141H134L137 137H138L139 139H137V143L135 142L136 140L134 141V143H135V145H134V144H133V141H132V140L130 141L131 138L128 140ZM158 137H159V138H158ZM69 138H70V139L72 138V139H71V142L74 143L73 145H72V143L69 141V140H70ZM76 138H77V139H76ZM119 138H120V140H119ZM126 138H127V139H126ZM143 138H145V139L147 138V139L145 140V141H147V143H146L145 145H143L144 147L140 144L142 141H144ZM153 138H154V139H153ZM156 138H157V139H156ZM42 139H43V140H42ZM46 139H47V140H46ZM48 139H50L51 141H49ZM56 139H57V140H56ZM61 139H62V140H61ZM65 139H66V143H65L66 145H65L64 142H63V141H65ZM86 139H87V140H86ZM123 139H124V141H123ZM141 139H143V140H141ZM155 139H156V141H157V140H158V141H157L156 143L154 142V144H153L152 141L155 140ZM60 140H61V141H60ZM76 140H78V142H79L80 144H78V142H77ZM88 140H89V141H88ZM107 140H109L110 142L107 141ZM111 140H112V141H111ZM114 140L117 142V146H118V147L115 145L116 143L114 142ZM121 140H122V141H121ZM125 140H126V141L128 140L129 142H125ZM139 140H140V141H139ZM4 141H5V140H4ZM36 141H37V142H36ZM43 141H44V142H43ZM47 141H48L49 143H48ZM58 141H59L60 146H61V147L63 146L62 149H60V147H59L58 149L56 148L55 145H58V146H59ZM68 141H69V142H68ZM85 141H86V142H85ZM118 141H119V143H118ZM138 141H139V143H138ZM145 141L142 142V144H144ZM35 142H36V143H35ZM52 142H54V143H52ZM55 142H57V144H55ZM62 142H63V144H62ZM90 142H93V143H92L93 145H92ZM98 142L100 143V145L102 144L101 147H99V143H98ZM108 142H109L110 144H111V142H114L115 144L113 143V144H112V147H110V144H109ZM121 142H122V143H121ZM131 142H132V143H131ZM159 142H160V143H159ZM38 143H39V144H38ZM51 143H52V144H51ZM68 143H69V144H68ZM127 143L130 145V147L127 145ZM130 143H131V144H130ZM0 144H1V143H0ZM35 144H36V145H35ZM75 144H76V145H80V146H81V149H80V146H75ZM94 144H95V145L98 144V145H96V147H98V149H97V148H95L94 150L92 149V147L94 146ZM103 144H104V145H103ZM107 144H109V145H107ZM118 144H119V145L121 144V145L124 146L125 148L122 147V146L119 147ZM132 144H133V145H132ZM147 144L151 147V149H154V152H153V150H152L153 153L150 152L151 149L148 147ZM152 144H153V145H152ZM155 144H157V145H155ZM38 145H39V146H38ZM68 145H70V146H68ZM71 145L74 146V147H72ZM137 145H138V146H137ZM139 145L141 146V148H140ZM158 145H159L161 148L165 145L167 148L165 147L164 150L161 149L162 151H160V150H158V148H159ZM0 146H1V145H0ZM48 146H49V147H48ZM50 146H54V147L52 148V147H50ZM66 146H67V147H66ZM88 146L91 147V150H93V152L96 150V151H95V154H92V151L89 149ZM102 146H104V147H102ZM114 146L117 147L119 150L116 148V150H118V151H115V150H114V152H112L113 154H111V150L113 149ZM126 146L128 147V150L131 152V154H129V151L126 152V150H127V149H126V148H127ZM132 146H134L135 148H133ZM136 146H137V147H136ZM152 146H154V147H152ZM156 146H157V147H156ZM176 146H177V148H175ZM4 147H5V146H3L2 148L0 147V150H1L0 158L3 159V160H5V162H7V160H8V163L6 164L4 161H1V159H0L1 163H2V162L4 163V164H3L4 166L2 165L3 168L0 169V175H1L3 172L5 173V168H6V167L8 166V164H9V159H8L9 157H8V154H7V156H3V155H2V153H3L4 151L7 153V151L4 150V149H6V148H4ZM43 147H44V148H43ZM65 147H66V148H65ZM76 147H79V149H78V150H75ZM82 147L84 148V150L86 149V151H85V155H82V156L80 157V155H78V154H80V153H81V154H84V153H83L84 150H82ZM87 147H88V148H87ZM94 147H95V146H94ZM94 147H93V148H94ZM131 147H132V149H131ZM147 147H148L149 150L146 149ZM32 148H33V147H32ZM36 148H37V150H36ZM39 148H40V149H39ZM54 148H55V149H54ZM63 148H65V149H63ZM99 148H100V149H99ZM101 148H104V150H105V148H106V151L103 152V151H102L103 149L101 150ZM109 148H110V149H109ZM122 148H124L125 151H123ZM137 148H138V149H137ZM143 148H144V149H143ZM2 149L4 150L3 152H2ZM46 149H48V150H46ZM51 149H52V150H51ZM66 149H67V150H66ZM72 149H73V150H72ZM108 149L110 150V152H109ZM114 149H115V148H114ZM136 149H137V150H136ZM139 149H141V150L139 151ZM145 149H146V150H145ZM167 149H168V153L166 152ZM176 149H177V150H176ZM40 150H41V151H40ZM54 150H57V152H59V156H56L55 159H56L57 161H60V163H61V161H63V160H65V164H66L67 161H69V163H70V160L72 161L71 158H74V156H76V157L73 159V160L75 161V164L72 163L73 161L71 162V163L73 164V166H72L71 168H73V169L75 168V166H76V164H77L76 162L79 161V160H78V161H76V160L79 159V158H83V161H84L83 164H82V160H80L81 163H80V161H79L80 164H77L76 167H78V168H75V172H76V170L78 171L79 168H80L79 173H80L81 170H85V171L82 172V173H84V174L88 173V178L86 177L87 174H86V176H85L84 174H80V175H79L78 173H74V171H70L71 168L69 169V167H70L71 163H70L69 167H67L68 164H69L68 162H67L68 164L66 165V167H64V165H62V164L64 163V161H63L62 164H60L61 167L63 166V167H62V169H63L62 171H61V169H59L60 171L57 170L58 167H59V163H58L55 159H54L55 161H53V159H52L53 157H55V155H57V154H56L57 152H55ZM63 150H65V151H63ZM70 150H72V151H70ZM74 150H75L76 153H74ZM79 150H82V151H81V152H77V151H79ZM89 150H90V152H89ZM107 150H108L109 153H107ZM121 150H122L123 152H126L127 154H125V153L123 154V153H122L123 156H122V155H119L118 153L121 152ZM132 150H134V151H132ZM135 150H136V154H135V153L133 154V152H135ZM147 150H148L149 152H147ZM155 150H157V152H156ZM165 150H166V151H165ZM181 150H182V149H181ZM38 151H39L40 153H41V152L43 153V154L41 153L42 156H40V153H39ZM49 151H50V152H49ZM53 151H54L55 153H54ZM67 151H68V153H67ZM99 151H100V152H99ZM101 151H102L104 154H103ZM158 151H160L161 153H163V151H165L164 153H166V154L168 155V156H166V157L169 158V157L171 156L170 158L172 159V161L175 160V161H174L175 163H174V162H170L171 159H170V161H169V159H167V158H165L164 156H162V154H161L160 156L164 157L166 160H168V162L164 161V160H163L164 158L161 159V157H160L161 160H160L159 158H156V157H159V154H158L159 152H158ZM45 152H47V154H46ZM60 152H61V153H60ZM62 152H64L65 154L62 153ZM69 152H70L71 154L74 153V155L72 154L73 156H72V155L70 156V153H69ZM115 152H116V153H115ZM140 152H141V153H140ZM143 152H144V153L147 152V155L144 154V155H146V156H144V155H143ZM174 152H176V153H174ZM35 153H37V154H35ZM48 153H50L51 155H48ZM77 153H78V154H77ZM96 153H97V154H96ZM99 153H100V154H99ZM101 153H102V154H101ZM105 153L108 154V155L106 154L107 156H109L110 154H111V155H110L109 157H107V156H105ZM155 153H157V154H155ZM172 153H173V154H172ZM3 154H5V153H3ZM45 154H46L48 157H47V156L44 157ZM53 154H55V155H53ZM62 154H63V155H62ZM75 154H77L79 157H78L77 155H75ZM87 154L89 155V157H88ZM90 154H92V155H90ZM98 154L100 155V158H99V155H98ZM116 154H117V156H116ZM166 154H165V155H166ZM179 154H182V153L179 152ZM5 155H6V154H5ZM43 155H44V156H43ZM61 155H62V156H61ZM93 155H95V157H94ZM97 155H98V156H97ZM101 155H104V156H105L106 158H108V159H109V158L111 159V156L113 155L112 158H113L114 160H115L114 157H117V158H118V157L120 156V157H119L120 159H119V158H118V159L116 158V161H114V160L111 159V160H110L111 162L114 161V162H112V164H111V162L109 163L108 159H107V161H106V159H105L104 156H103L104 158L101 159ZM114 155H115V156H114ZM129 155H131V156H129ZM132 155H134V158L137 157V156H138L137 158L140 157V158H139L140 160L136 158L137 160H139V161H138L139 164H138V162H136V164H134L135 161H137V160H132V159H133V156H132ZM136 155H137V156H136ZM139 155H142L143 157H142V156H139ZM154 155H155V157H152V156H154ZM172 155H173V158H174V159L172 158ZM38 156H39L40 158H39ZM52 156H53V157H52ZM65 156H67V157H65ZM83 156H84V157H83ZM96 156H97L100 160H104V161H106L105 164H107V166L103 165V164H104V161H103V164H101V163L98 164L99 161L96 162L97 159H98ZM121 156H122V158H121ZM127 156H128V157H127ZM150 156H151V157H150ZM7 157H8V158H7ZM37 157H38V159H37ZM41 157H42V158H41ZM49 157H50V159H49ZM60 157L63 158V159H61ZM69 157H71V158H69ZM77 157H78V158H77ZM91 157H93V158H91ZM123 157H127V158H123ZM147 157H148V158H147ZM58 158H59L60 160H58ZM66 158H68V159H66ZM85 158H88L87 161L85 160ZM89 158H90V159H89ZM95 158H97V159L95 160ZM128 158H129V159L131 158V159L128 160ZM151 158H152V159H151ZM176 158H177V160H176ZM42 159H43V160H42ZM51 159H52L53 163H54V162L58 163V167L55 166V165H57L56 163L53 164V165L55 166V169L57 168L56 170L59 171V172H61V173H62V172L66 173L65 171H67L66 175H64V173H63V175H62V174L59 173V172H58V173H59L58 175L56 174L57 171L51 166V163H52V162H51ZM99 159H98V160H99ZM122 159H123V160H122ZM124 159H125V162H124ZM126 159H127L128 162H126ZM142 159L144 160V162H141V163L144 164V163L146 162V163H148V165H147V164H145V165L140 164V161H142ZM149 159H151L150 162H148ZM158 159H159V160H158ZM66 160H67V161H66ZM88 160H89V161H88ZM91 160L95 162V163L93 164L94 166H95V164H97V165H96V168H95V167L93 168V165H92V166L90 165V164L93 163ZM121 160H122V161H121ZM131 160H132L133 163L131 162ZM145 160H146V161H145ZM41 161H42V162H41ZM46 161L48 162V164H50L49 166L47 165L48 168H45V165L47 164ZM159 161H160V162L163 161L162 163H165V162H166V163H165V164H161ZM43 162H45V163H43ZM49 162H50V163H49ZM91 162H92V163H91ZM100 162H101V161H100ZM107 162H108V163H107ZM118 162H119V163H118ZM158 162H159V163H158ZM34 163H33V164H34ZM84 163H85V164H84ZM86 163H87V164L89 163V164L87 165ZM124 163H125V164H124ZM127 163H128V165L126 166ZM129 163H130V164H129ZM150 163H152V164H150ZM177 163H178V162H177ZM181 163H182V162H181ZM5 164H6V166H5ZM40 164H41V165H40ZM110 164H111V165H110ZM118 164H119V165H118ZM123 164H124L125 167L123 166ZM131 164H132V165H131ZM0 165H1V164H0ZM43 165H44V166H43ZM81 165L84 166V168H82ZM89 165H90L92 168H91ZM109 165H110V167H109ZM113 165H114V166H113ZM153 165H154V166H153ZM174 165H175V166H174ZM47 166H46V167H47ZM79 166H81V167H79ZM86 166H87V167L89 166V168H91L92 170L90 169V171L88 172L89 168H87ZM116 166H118V167L116 168ZM129 166H130V167H129ZM147 166H148V167H147ZM149 166H150V167L152 166V167L150 168ZM39 167H40V168H39ZM43 167H44V168H43ZM98 167H99V168H98ZM104 167H108V169L106 168L107 170H109V169H110V170H113L114 167H115V169H114L115 171H111V172H113V176L110 175V173H111L110 171H107V173H108V172H110V173H109V174H106V172H105L106 170H104V169H105ZM145 167H146V168H145ZM161 167L159 168L158 166H156V168H155V169H157V172H155L156 175L159 174V172L161 173V174H160V177H161L162 179H161L160 177H159L160 179L158 178V179L160 180V181H159L160 184H162L163 181H166V179L169 180V179H168L169 176H168V178L165 179V177H164V179H163L162 176H163V173L165 174V172L161 171V169H162ZM41 168H42V169H41ZM50 168H51V169H50ZM64 168H66V169H64ZM102 168H104V169H103L104 172L102 171ZM143 168H142V171L145 173V171L143 170ZM2 169H3L4 171H1ZM43 169L47 172V174H48V172L50 173V171H51V173H50L49 175H47V174L45 173V171H42ZM52 169H53V170H52ZM73 169H72V170H73ZM87 169H88V170H87ZM116 169H117V170H116ZM48 170H49V171H48ZM64 170H65V171H64ZM68 170H69V171H68ZM86 170H87V171H86ZM135 170H137V168H135L134 170H132V172H130V171H128V172H130L129 174H132ZM163 170H164V168H163ZM39 171H40L42 174H41ZM54 171H56V173H55ZM101 171H102V172H101ZM126 171H127V170H126ZM142 171H141V172H142ZM147 171H148V170H147ZM147 171H146V172H147ZM164 171H165V170H164ZM171 171H172V170H171ZM68 172H70V173H68ZM72 172H73V173H72ZM91 172H92V173H91ZM166 172H167V171H166ZM71 173L74 174V176H72ZM93 173H95V176H96L95 180H91V179H93V177L91 176ZM96 173H97V174H96ZM99 173H101V174L105 173V174H106V175H105V174H104V175H105V177H107L106 180H108V183L112 180L110 183H112L113 185H115V186L117 187V189H116L117 192H116V190H114V189L110 186V185H111L110 183L107 184V182L104 180V177H103V180L100 178L102 175L99 174ZM149 173L153 174L152 172L148 171L147 181L145 182L146 184H147V182H151L152 180H153V182H156V180H158V179L155 178V175H154V176L152 175V176H153V177H152L153 179H151V181H150L149 176L151 177V174H149ZM155 173H154V174H155ZM60 174H61V175H60ZM67 174H70V175H71L72 177H74V178H72L70 175H67ZM111 174H112V173H111ZM126 174H127V172H126ZM129 174H128V175H129ZM146 174H147V173H146ZM146 174H145V175H146ZM44 175H46V176H44ZM52 175H53V176H52ZM76 175H77V176H76ZM82 175H83V176H82ZM98 175H100V177H99ZM104 175H103V176H104ZM2 176H3V175H1L0 177H2ZM38 176H39V177H38ZM47 176H48V177H47ZM69 176H70L71 178H69ZM95 176H94V177H95ZM110 176H112V178H111ZM129 176H130V175H129ZM146 176H147V175H146ZM158 176H159V175H158ZM165 176H166V174H165ZM33 177H34V179H33ZM41 177H42V178H41ZM46 177H47V178H46ZM52 177H53V178H52ZM64 177H65V178H64ZM75 177H76V178H75ZM82 177H83V178H82ZM90 177H91V179H90L91 181L89 180ZM98 177H99L101 180H100ZM109 177H110V178H109ZM36 178H37V179H36ZM39 178H40L41 180H40ZM143 178H146V177L144 176ZM77 179H78V180L81 179V180H82L81 183H82L83 185H82L81 183H79ZM87 179H88V181H87ZM96 179H97V181L100 182V183H98V182L96 181ZM113 179L115 180V183H114V180H113ZM148 179H149V180H148ZM0 180H1V179H0ZM37 180H38V181H37ZM72 180H73V182H75L74 180H77L76 182H77L78 184H77V183H75V185L71 184L72 182L70 183L69 181H72ZM81 180H80V181H81ZM109 180H110V181H109ZM142 180L145 181L146 179H142ZM56 181H57L58 183H56ZM83 181H84L85 183H84ZM93 181H94V182H93ZM104 181H105V183H103ZM119 181H120V180H119ZM143 181H142V183H143ZM161 181H162V182H161ZM47 182H48V183H47ZM60 182H62V183H60ZM66 182H67L68 184H70V185L68 186L67 184H65ZM87 182L90 183V184H88ZM92 182H93L94 184H93ZM95 182L99 184V188H97L98 184H96ZM153 182H152V183H153ZM157 182H158V181H157ZM157 182H156V183H157ZM159 182H158V184H159ZM45 183H46V184H45ZM56 184H57V185H56ZM60 184L62 185V188H63V189H65V190H67V191H70V190H71V192L74 191V193H73V192H72V193H71V192H70V193H69V192L66 193V191L63 190V189H62V190H59V189H61V188H60V187H61ZM95 184H96L97 186H96ZM101 184H103V185L100 186ZM105 184H107V185H105ZM41 185H42V186H41ZM48 185H49V186H48ZM84 185H85V186H84ZM88 185H89V187H88ZM92 185H93V186H92ZM113 185H112V186H113ZM57 186H58L59 188H57ZM67 186H68V189H67ZM75 186H76V187H75ZM103 186H104V188H103ZM107 186H108V187H107ZM121 186H122V185H121ZM38 187H39V188H42V189L40 190ZM64 187H65V188H64ZM100 187H101V188H100ZM109 187H111V189H110ZM113 187H114V186H113ZM122 187H123V186H122ZM132 187H134V188L132 189ZM37 188H38V189H37ZM56 188H57V189H56ZM75 188H76V189H78V188H79V189H82L81 191H83V192H84V190H85V192H84V193H83V192H79L80 190H78V192H75V190H76ZM95 188H96V191H95ZM102 188H103V190L106 189V190L104 191L105 193H102V192H103ZM108 188H109V189H108ZM135 188H136V189H135ZM35 189H36L37 191H35ZM73 189H74V190H73ZM49 190L53 191L54 193L52 192V194H51V191H50V193H49ZM54 190H55V191H54ZM58 190H59L60 192H59ZM97 190H99V191H97ZM101 190H102V191H101ZM112 190H113V192H112ZM119 190H121L122 192L124 191L125 193H124V192L122 193V192L119 191ZM39 191H40V192H39ZM62 191H63V192L65 191V192L63 193ZM76 191H77V190H76ZM100 191H101V192H100ZM109 191H110V192H109ZM130 191H131V192H130ZM132 191H133V192H132ZM36 192H37V193H36ZM38 192H39V193H38ZM56 192H57V193H56ZM58 192H59L60 196H59ZM107 192H109V193H107ZM120 192H121V193H120ZM44 193H46L47 195L44 194ZM75 193H76V194H75ZM80 193H81V196H85L84 199L81 198L80 195H79L80 197L78 196V194H80ZM94 193H95V194H94ZM114 193H116V194H114ZM118 193H119V194H118ZM134 193H135L136 196L133 195ZM37 194H39V195H37ZM56 194H57V195H56ZM67 194H68V195H67ZM73 194H74L75 196H74ZM82 194H83V195H82ZM104 194H105V195H104ZM122 194H123V195H122ZM71 195H72V196H71ZM87 195H88V196H87ZM94 195H95L96 197H95ZM43 196L46 198L45 201L42 200V199H44ZM58 196H59V197H58ZM67 196H68V197H67ZM77 196H78V197H77ZM90 196H91V197H90ZM99 196H102V199H101V197H99ZM104 196H107V198H106V197L104 198L105 201H104V199H103ZM141 196H142V195H141ZM42 197H43V198H42ZM49 197L54 198L55 200H56L57 197H58L59 199L56 200V201H57V203H58L59 205L57 204L56 207L53 206V205L50 203V201H51L50 199H51V198H49ZM61 197H62V199H61ZM69 197H70V198H69ZM73 197H74V198H73ZM75 197L78 198V199H76ZM88 197H90V200L93 199V198L95 197V198H94L95 200L93 199V200L90 201V200L87 199ZM116 197H117V199H118L119 197H122V198H121V199L119 198V199L116 201V200H115ZM33 198H35V199H33ZM71 198H72L74 201H79V200L82 199V200H81L82 202H92V204L95 203L94 206L96 205V207H95V209L92 207L93 209L91 208V210H90V208H89V209H88V212H87V210H85L83 216H78L79 219H77V220H78V222H77V220L75 219V218L77 217V215H76V213L74 212V210L71 209L72 207H71V203H70V202L73 201ZM108 198H109V199H108ZM110 198H111V199H110ZM114 198H115V199H114ZM129 198H130V201H129ZM36 199H37V200H36ZM85 199H86L87 201H86ZM122 199H124L126 202H125L124 200H122ZM126 199H127V200H126ZM134 199H136V200H134ZM83 200H84V201H83ZM100 200H103V201H100ZM133 200H134V201H133ZM42 201H43V203H41ZM46 201H47V202H46ZM81 201H79V202H81ZM93 201H94V202H93ZM95 201H96V202H95ZM121 201H124V203L121 202ZM128 201H129V202H128ZM131 201H132V202H131ZM51 202H52V201H51ZM101 202H102L103 204H101ZM104 202H105V204H104ZM107 202H108V203H107ZM109 202H110V203H109ZM127 202H128V203H127ZM113 203H115V204H113ZM42 204H43V205H42ZM44 204H46V206H45ZM60 204H61V205H60ZM98 204L100 205L99 207L97 206ZM135 204H136V205H135ZM137 204H138V205H137ZM35 205H36V207L41 206V205H42V206L39 207L38 209H36ZM127 205H129V206H127ZM43 206H44V207H43ZM51 206H53V207H51ZM58 206H59V207H58ZM60 206H61V207H60ZM103 206H105V207L103 208ZM110 206H111V208H109V209L107 210L106 207H110ZM112 206H113V207H112ZM47 207H48V209H47ZM50 207H51V209L53 208V209H52L53 211L50 209ZM63 207H64L65 209H64ZM42 208H43V209H42ZM59 208H60V210H59ZM133 208H134V209H133ZM49 209H50L51 211H50ZM100 209H101V210H100ZM132 209H133V210H132ZM38 210H39V211H38ZM42 210H45V211H42ZM62 210H64L65 213L62 212ZM69 210H70V213H69ZM71 210H72V212H71ZM92 210H93V211H92ZM114 210H118V209H114ZM36 211H37V212H36ZM48 211H49V212H48ZM98 211H99V212H98ZM143 211H144V212H143ZM146 211H147V212H146ZM38 212H39L40 214H38ZM45 212H48V213H45ZM52 212H53V213H52ZM59 212H60V213H59ZM91 212H94V213H91ZM145 212H146L147 215H145ZM149 212H150V211H149ZM42 213H43V214H42ZM49 213H50V214H49ZM55 213H56V214H55ZM63 213H64V214H63ZM71 213H72V214L74 213V214L72 215ZM99 213H101V214H99ZM108 213H110V212H108ZM153 213H154V212H153ZM155 213H156V212H155ZM155 213H154V214H155ZM47 214H48V215H47ZM102 214H103V215H102ZM151 214H152V213L150 212V215H149L148 217H150ZM49 215H50L51 217H50ZM61 215H62V216H61ZM74 215H75V218L72 217V216H74ZM104 215H106V217H105ZM152 215H153V214H152ZM35 216H36V217H35ZM54 216H55V217H54ZM103 216H104L105 218H104ZM128 216H127V217H128ZM38 217H39V218H38ZM41 217H42V218H41ZM43 217H44V218H43ZM52 217H53V218H52ZM57 217H58V218H57ZM61 217H62L63 219H62ZM65 217H66V219H65ZM78 217H77V218H78ZM80 217H81L82 219H81ZM153 217H156V215H155V216L153 215ZM55 218H56V219H55ZM67 218H68V219H67ZM72 218H73V219H72ZM87 218L89 219V221H87ZM91 218H93V219H91ZM99 218H100V219H99ZM37 219H38V220H37ZM45 219H46L47 221H45ZM57 219H58V220H57ZM61 219H62L63 221H62ZM71 219H72V220H71ZM96 219H97V220H96ZM102 219H103V221H102ZM104 219H106V220H104ZM69 220H70V221H69ZM66 221H67V222H66ZM74 221H75V222H74ZM79 221H80V222H79ZM82 221H83V222H82ZM107 221H108V222H112L113 224H108ZM43 222H44V223H43ZM61 222H62V223H61ZM64 222H66V223H64ZM101 222H104V223L101 224ZM105 222H106V223H105ZM46 223H47V224H46ZM78 223H79V225H78ZM84 223H85V224H84ZM87 223H88V224H87ZM92 223H93V224H92ZM96 223L98 224L97 226H99V228L96 226ZM99 223H100L101 226L99 225ZM44 224H46L47 226H45ZM63 224H64V225H63ZM80 224H81V226H80ZM37 225H39V226H37ZM42 225H43V226H42ZM104 225H105V226H104ZM108 225H110V226H108ZM112 225H113V226H112ZM117 225H118V224H117ZM77 226H78V227H77ZM88 226H89L90 229L88 228ZM107 226H108V227H107ZM44 227H45V228H44ZM64 227H65V228H64ZM91 227H92V228H91ZM109 227H110V228H109ZM35 228H36V229H35ZM37 228H38V229H37ZM39 228H42V230L39 229ZM53 228H54V230H53ZM103 228H105V229H103ZM58 229H59V230H58ZM63 229H64V230H63ZM65 229H66V230H65ZM67 229H68V230H67ZM69 229H70V230H69ZM139 229H140V228H139ZM71 230H72V231H71ZM102 230H104V231H102ZM110 230H111V231H110ZM141 230H142V229H141ZM57 231H58V232L60 231V232H59L60 234H58ZM63 231H64V232H63ZM69 231H71V232H70L71 234L69 233ZM96 231H97V232H96ZM101 231L104 232L105 234H103ZM105 231H107V232L109 233L108 237L106 236V232H105ZM39 232H40V233H39ZM45 232H46V234H44ZM47 232H48L49 234H48ZM55 232L57 233V235L55 234ZM61 232H63V233H61ZM94 232H95L96 234H93ZM99 232H100V233H99ZM110 232H111V233H110ZM112 232H113V233H112ZM35 233H36V236H35ZM38 233H39V234H38ZM65 233H66V234H65ZM68 233H69V234H68ZM91 233H92L93 235H95V237H92L93 235L91 236ZM115 233H116V232H115ZM42 234H43V235H42ZM63 234H65V236H64ZM74 234H75V235H74ZM97 234H100V235H97ZM44 235H45V237H44ZM68 235H69L71 238H70ZM96 235H97V236H96ZM101 235H103L104 237H103V236L101 237ZM110 235H111V236H110ZM114 235L116 236V234H114ZM139 235H140V234H139ZM58 236H59V237H58ZM60 236H61V237H60ZM115 236H114V237H115ZM65 237H67V240L64 241ZM72 237L74 238V240L71 241L70 239H72ZM97 237H99V240L96 239ZM61 239H63V240H61ZM78 239H77V240H78ZM86 239H87V241H86ZM106 239H107V241H104V240H106ZM54 240H55V241H54ZM57 240H59V241H57ZM68 240H70V241H68ZM94 240H95V242H94ZM52 241H53L54 243H52ZM56 241H57V242H56ZM60 241H62V243H63V242H65V243L62 244ZM66 241H67V242H66ZM73 241H74V242H73ZM109 241H110V242H109ZM55 242H56V243H55ZM70 242H71V243H70ZM90 242H94V243H91V246H92V247L90 246ZM103 242H104V243H106V242L108 243V242H109V244L107 245V244H104ZM60 243H61V244H60ZM67 243H69V244H67ZM76 243H78V245L80 244L79 241H77ZM112 243H114V244H112ZM116 243H117V242H116ZM51 244H52L53 247L51 246ZM55 244H56V246H55ZM58 244H59V246H60L59 248H58ZM64 244H65V245H64ZM87 244H88V243H86V244L83 245V246L85 247V246H87ZM100 244H101V245H100ZM111 244H112V245H111ZM63 245H64V246H63ZM69 245H71L70 247H71V249H72V251H73V252H71V253H69V252L71 251ZM74 245H75V244H74ZM115 245H116V246H115ZM54 246H55L56 249L54 248ZM61 246H62V247H61ZM79 246H80V245H79ZM79 246H78V247H79ZM83 246H82V247H83ZM103 246H104V247H103ZM106 246H107V247H106ZM67 247H68L70 250H69V249H64V248H67ZM78 247H76L77 250H78V249L80 250V248H78ZM82 247H81V250H82ZM84 247H83V248H84ZM87 247H88V246H87ZM105 247H106V248H105ZM116 247H117L118 249H117ZM90 248H88V249H89V251H88L89 253L91 252ZM103 248H104V249H103ZM112 248H113V249H112ZM115 248H116L117 250H116ZM61 249H63V252H62ZM88 249H87V250H88ZM92 249H94V248H92ZM100 249H101V251H100ZM111 249H112L114 252H112ZM41 250H42V249H41ZM67 250H68L69 252H68ZM81 250H80V252H79V251H78V252L76 251V253H79L78 255H80V254L82 255L83 253L81 252ZM84 250H85V249H84ZM84 250H83V251H84ZM94 250H95V249H94ZM106 250L108 251L109 254H107V251H106ZM104 251H105V252H104ZM109 251H111V253H110ZM50 252H51V249H50V251L48 252V253H49V256H51V255L53 256V253L51 252L52 254H50ZM59 252H60V255L58 254ZM64 252H65V253H64ZM66 252H68V253H66ZM92 252H91V253H92ZM118 252H119V253H118ZM62 253H63L65 256H66V254H68L69 256L67 255L68 257L66 256L67 258H65L64 255L62 256ZM85 253H86V252H84V255H86ZM104 253H105V254H104ZM121 253H122V251H121ZM106 254H107V257H105V258H104V257L101 258V257L104 256V255L106 256ZM111 254H113V255L116 256V257H117V256H119V257L121 256V257H120L121 259H120L119 257H118V258H115V257L112 256ZM71 255H72V256H71ZM95 255H94V256H95ZM108 255H109V256H108ZM122 255H123V256H122ZM52 256H51V257H52ZM61 256H62L63 258H62ZM70 256H71V257H70ZM111 256H112V258H113V257L115 258V259L113 258V261H115V262L112 261V258H110ZM81 257H83V255L80 256V258H81ZM108 257L110 258V260H108V259H109ZM61 258H62L63 260H62ZM64 258H65V259H64ZM123 258H124V257H123ZM73 259H74V258H73ZM103 259H104V261H103ZM118 259H119V260H118ZM71 260H72V259H71ZM71 260H69V264L74 263V262L71 261ZM107 260H108V261H107ZM110 261H111L112 263H111ZM70 262H71V263H70ZM109 262H110V263H109ZM65 263H64V264H65Z\"/></svg>",
	"mask_w": 264,
	"mask_h": 264
}]
</instances>
